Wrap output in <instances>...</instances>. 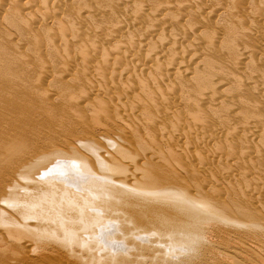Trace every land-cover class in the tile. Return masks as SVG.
Listing matches in <instances>:
<instances>
[{"label":"rangeland","instance_id":"1","mask_svg":"<svg viewBox=\"0 0 264 264\" xmlns=\"http://www.w3.org/2000/svg\"><path fill=\"white\" fill-rule=\"evenodd\" d=\"M1 1L2 0H0V10H1L0 11V23H1L0 24V111H3L2 115L4 116V119L2 121L6 122V123H9L11 121L12 122H11L9 129H7L6 131H1V134H4L5 138H0V173L3 172V170H8L9 168L13 167L14 165L17 166L19 164V162L21 163L22 160L25 161V160H27L26 158L35 156L36 153H41V152L43 153V151H45V150L46 151L48 150L47 152H49V151H53V149H54V151H56V149H58V151H59L60 148L61 149L63 148L62 150L64 152V150L68 151L69 146H73V147H75V149L80 150V147H81L80 144H82L83 142L84 143L90 142V140H91V143L94 141L97 144H101V145L105 144V146H106V144L111 145V144H116V143H121V142L125 143L126 142L125 144L123 143L124 144L123 155L117 154L115 159L122 157L123 160L126 161V163H128L130 160H133L134 165H136L138 167L142 166L141 164L143 163V161H145V159L150 160L151 162L157 164L162 169L167 170L168 173L171 174L172 177L177 181V183L182 184V186L184 188L187 187V189H188V186L191 185L193 187V189H191L192 187L189 186L191 190H189V189L188 190L190 192L192 191L191 193L194 194V196L197 195L198 197H200V196L204 195L203 197L210 198V200L212 202L214 201L216 203V206L218 204V206L215 208H218V209L224 208L226 206V203H228L226 208L227 207L229 209L233 208L234 209V210L232 209L233 213L231 211H228L229 210L228 208H227L228 209L227 211H226V209L225 210L221 209L219 211L217 209L218 215L221 216L220 218H224V219L228 218L237 224L240 223V226L242 225V227L238 226L239 224L236 225L235 223H231V224L226 223V225L225 224L223 225L222 224L223 222L221 220H218V222H220L219 224H215V223H218V222H216L217 220L209 219L206 216L204 218L203 217L204 215L203 216L200 215L199 220H198L199 223L197 222V224L204 226V227H200L196 224L197 225L196 229L198 227H199V229L205 228V230L201 229L203 231L202 234H204V236H202V234H200L199 229L194 230L193 236L199 238V236L201 235L200 236L201 239H202V237H205L206 240L203 238V240H205L204 241L205 243L202 240H201L202 242H200V239H196L193 237V238L188 240V244H190L191 247H190V245H187L185 250H183L181 253H178V252L175 253L176 251H173L174 249H171V248L169 251L164 250L166 248L165 245L164 246H157V244L154 245V243L160 241V238H162L159 235L160 233L158 232V230H156V228H151V227L145 225V226H147L146 228L149 227L148 229H146L147 230L146 231L144 226H143L144 228L141 227L140 225L136 226V224L131 222L132 223L131 226L134 225V227H133L134 229H133L132 227H130V224H129L130 222H128L127 224L125 222L126 225L123 223V225H125V226H123V228H124V231L127 230V233H128V230H129V232H131V231H135L137 229L141 233L144 230L143 232L145 234H143V235H144V237H146V236H149L148 234L151 233L152 229H155L159 234H155L153 232L155 235H152V233H151V235L148 238L143 237L140 240L135 241L134 245H136L135 249L137 251L136 252L137 256H139V253H140V257L143 256V255L141 256L142 251H140V250H142V247L144 249V246H145V249H144V250H146L145 253L143 250V253L145 254V256H144L145 258L144 257H142V258L136 257L135 252L128 253V251L131 252L130 251L131 248H123L122 251L124 252V255L122 254V251H120L118 249H117L118 251L116 249L115 250L110 249L111 251L108 249L110 251L109 252L107 250L109 254L112 252V254L114 256V258H113L112 255L110 256L104 250V249H107L106 246H103L105 243H103V245H102L103 248L100 249L102 251L99 250V253H98V252H96V251H98L96 248L98 246H99L98 249L100 248L98 241H95L97 243H94L92 241V243H93L92 244L91 240H89L90 241L89 243H88V241H80L79 242V241L73 239L72 235H70L68 237H60L56 233H52L51 229H46V227H42L43 224L39 221L40 224H42V225H40L41 227L39 230H43L42 228H44V230L41 231L39 234L34 232V235H32L33 231L32 232L25 231V233L19 232V234L14 232V233H16L15 235H14V233H12L13 237H15L16 239H17V237H19L20 239H23V241H21L23 243H26L25 241H30V243L27 246L28 248H25L26 250L24 249V252H21L23 250L18 251L17 247L15 249V246H14L15 244L13 243L12 238H9V239H11V240H9L8 234L5 233V231L2 230L3 228L1 229V227H0V240H1L0 241V264H18V263L19 264H21V263L22 264H91V263H87V262L93 261L94 258L90 261L88 260V259H91L92 256L97 258V259L99 258L98 260H100L102 258L101 261H103V262L106 261L105 262L106 264H108V262H110L111 264H119V263L124 264V262H128V260H129V262H128L129 264H131L130 261H133V260H135V261L139 260L138 263H137V261L136 262L133 261L135 264H140V263H142V264H212V261L215 264H220V263L225 264L226 262H227V264H234V263L239 264L240 261L243 262V264H252V263L253 264H256V263L263 264L262 262H264V261L262 259L264 257V244H263L264 243V237H263L264 236V232H263L264 231V227H263L264 226V192H260L261 191L260 187L264 184V150H263L264 143H261V142H264V140H263L264 136H262L264 134L263 133V131H264V117H263V115L264 114H262V113H264V109L262 108V107H264V105H263L264 103L262 102V100L264 101V98L262 99V97L260 95H262L264 97V82L262 84V81H264V77L261 78V76H264V59L262 57H260V59H257V58H259L260 54H261V56H262V54L264 55V53H263V51H264L263 50L264 49V45H263L264 39H262L264 37H262V38L260 37L261 35H264V32H263L264 31V20H263V18H264V0L263 1H259V0H193L196 2H193L192 0H188V1H190L189 3L186 0H66V1L65 0H62V1L59 0L57 3H55L56 6L53 3L54 1L52 2V0H50V2H47V0H46L47 3L46 2L43 3L40 0H37V1L36 0H34V1L33 0H25L26 2L32 1V2H30L31 6H32V3L36 1L35 5L33 3V6H35V7H32L33 8L32 9L30 6L29 10H24L25 9L24 7L23 8L18 7V6H20L19 4H21V6L26 4L25 1L18 3V2H16V0H7V1L3 0L4 3L6 1V4L8 3V5L4 4L3 1L2 2ZM10 1H12L13 3L12 2L10 3ZM17 1H19V0H17ZM43 1H45V0H43ZM63 1H65V2H63ZM122 1H123V3H122ZM167 2L168 3L170 2L171 5H170V3L168 4ZM260 2H261V4H260ZM14 3H16L18 6L16 4H15L16 6L12 5ZM201 3H203V4L201 5ZM118 4H119V6H118ZM160 4L161 5L164 4L166 7L168 6V8H166L164 11H162L158 15L159 11L157 12V14H156V11L158 9L164 7V5L161 6ZM208 4H210V5H208ZM5 5H6V7H4ZM9 5H10V7H9ZM7 6H8V8H7ZM11 6H12V8H11ZM139 6L142 9L137 8ZM159 6H161V7L158 8ZM203 6H205V7H203ZM207 6H209L208 9H206ZM13 7H14V9H16L15 10L16 12L14 11ZM16 7H18V8H16ZM184 7L186 9H184ZM200 7H203L205 9L200 8ZM240 7H241V9H240L241 11L238 10ZM37 8L41 9V11L37 10L38 14L40 12H42L43 10H46V12L51 10L52 14H51V12H49L50 16L46 17L47 19L44 18L45 20L42 19L44 22L42 20H36L37 18H39V19L42 18L41 14H39V16H41V17L35 16V15H38L36 13ZM17 9L18 10L22 9V11H19L21 16L18 15L19 12ZM138 9H140V12L138 11ZM198 9L203 10V11L201 10L202 16H201V12L199 14L200 16H198V13H197ZM184 10H186L187 12ZM7 11L9 12V14ZM213 11H214V13H212ZM21 12L22 13L25 12L23 14L24 15V18H23L24 22H23V20H20L23 17ZM82 12H85V13H82ZM85 14H86V16H84ZM126 14H127V16L124 17L126 19L125 20V19H123V15L125 16ZM137 14L142 15V16L139 15V17L141 19L136 16ZM219 14H220V16H219ZM17 15L20 16V18ZM132 15H134V16H132ZM154 15H156L155 19L156 18L159 19L157 25H155L156 23L155 24L153 23V20L151 18ZM28 16H29V18H28ZM77 16L80 17V19ZM129 16H130V18H127ZM135 16L139 20H137L136 18L134 19ZM25 17H27V19ZM131 17H132V19H134L133 22H131L132 20H130ZM258 17H259V19H258ZM82 18H83V20H81ZM254 18H255V20H254ZM2 19H4V20L2 21ZM120 19L123 21H121ZM260 19L262 20L263 23H261ZM17 20L22 21V22H19ZM25 20H28L26 23L28 26L30 24V28L33 29L31 31L34 33H32L29 30V28H27L28 26L26 27V24H24ZM34 21H38L39 23L34 22ZM125 21H126V23H124ZM159 21H161L163 23H161ZM252 21L257 22V23H255V25H253ZM259 22L262 25L258 24ZM129 23H131V24L129 25ZM3 24H5L4 27H6L7 30L3 29L4 28ZM22 24L25 26H23ZM115 24L117 26H119L120 24L121 25L119 27L114 28ZM153 25H154V28L156 27L155 29L158 28L157 29L158 32H157V30H155L153 28ZM258 25H260V26H258ZM111 26H113V27H111ZM157 26H160V27H157ZM256 26H258L259 28ZM120 27H124V28H120ZM150 27H151V29H153L152 31H154L156 33L148 38V37H145L144 35L147 34L146 33L147 31L151 30ZM24 28L28 29L27 30L28 33L26 32V30ZM113 28H114V32L118 28L123 29L122 31L120 29L117 30V32L118 31L122 32V33H120L121 35L119 33L115 32V34L117 33V35H115V36L112 35V38H110L111 41L108 39L110 42L109 41L105 42V40L103 41L104 38L102 39V37H99V36H103V34H113L114 33ZM256 28H258V29H256ZM35 29L37 30L36 32L34 31ZM111 29H112V31H110ZM146 29H148V30L146 31ZM195 29H197V32L199 34L196 32ZM232 29L234 30V34H236V35L233 34L235 37L232 35V32H233ZM259 29L263 33L261 32L259 34V32H260ZM159 30L161 31L162 35H160ZM199 30H200V32H199ZM246 30H248L250 33H248ZM254 30H258L259 38L257 35H255L257 32ZM229 31H230V33H229ZM235 31H236V33H235ZM101 32L103 34H101ZM218 32H220V33H218ZM141 33L143 36L141 35ZM158 33H159V35H158ZM224 33H226V34L224 35ZM237 33H239L238 34L239 36L237 35ZM32 34H34V35H32ZM99 34H101V35H99ZM230 34H231V36H230ZM37 35H41L38 37H40V38L42 37V38L41 39L38 38ZM195 35L197 37L196 39H195ZM211 35H213V37ZM160 36H162V37H160ZM218 36H220V37H218ZM224 36L226 38L229 37V38H227L228 40ZM237 36H238V38H237ZM117 37H118V39H117ZM135 37L136 38L140 37V38L136 39ZM142 37L143 38L145 37L144 39H146L147 41L144 40ZM217 37L221 42L218 41ZM100 38L102 39L101 41H100ZM133 38H135V39L133 40ZM141 38L144 40V44L139 43V41L143 42V40ZM173 38H175L176 43L178 42L181 44L180 45L177 43L179 46H181L183 49H185L186 52L183 49H181L182 52L179 51L181 47H179L177 44H175V40ZM211 38H216V39L213 40ZM255 38H257L258 40L255 41ZM76 40H79L80 43H79V41L77 43ZM171 40L174 42L175 45L172 44L173 42ZM260 40L262 41L261 47H263V48L260 47V45H261ZM42 41H45V42H42ZM74 41H76L75 45L73 44ZM228 41H230L229 43H231L232 45L231 44L229 45ZM134 42L136 44V47L138 46L137 48L133 47L135 45ZM167 42L169 44H167ZM237 42L240 44H238ZM254 42L255 43L259 42L260 44L258 43L257 46H259L260 48L257 47L256 45H254L255 44ZM20 43H21V45H20ZM24 43H26V44H24ZM43 43L45 44L46 47L44 46ZM122 43L128 49L129 48L131 49V46L133 47L132 50L136 49L139 53V56H140V53L141 54L145 53L144 55L142 54L140 56V59H141V57H142V59L144 58L143 60H145V57L149 56V49L154 50L155 48H158L160 46V43L163 45L165 44L164 46H166L167 48L163 47L162 53L160 52L158 54V56L160 55L159 57L155 55L160 64L158 63L157 60H156V62L155 61L153 62L154 64L148 63V64H150L151 67L149 65H147V66H149L150 68L146 66V63H144L145 65L142 64L143 60L141 59L142 60V62H141V60L139 59L136 52L133 53L134 50L133 51L130 50V51H131V53L137 55V59H134L132 61H130L128 59L122 60L123 57L128 55L127 54L128 49L126 48L127 50L125 51V48H124L123 52L121 49V51L118 52L119 55L117 56L118 57L117 61L118 62L123 61V63L125 65H127V68L129 67L130 69L128 68V71H127V68L124 65L125 71L122 70L123 63H120L121 65H119V64H117V61H116L115 64H116V66L118 65V67L116 68L115 65H113L114 63H110L109 65H110L111 69L113 66L115 67V68L113 67V70H111L108 67L109 65L108 66L104 65L102 59L103 58L109 59L110 56L113 57V54H112L113 50L111 48L119 47V45L122 48V46H121ZM125 43H127V44L125 45ZM129 43L133 44V45H130ZM189 43L191 45H188ZM77 44H79V45L77 46ZM94 44H95V48L93 50L91 48H93ZM4 45H5V47H4ZM36 45L41 46V48L37 47ZM128 45H130V46H128ZM142 45L143 46L145 45L146 47L144 46L145 48H143ZM237 45H239L238 48L239 47L243 48L242 46H245V47L247 46V49L249 51L253 52L251 57L248 58L249 60L246 59L247 61L244 60L245 62L243 61V63L240 61L242 63L241 65H239L240 63L238 64L239 58H240L239 57L240 56V54H239L240 50H238V53H237V49H238ZM96 46L98 47L97 48L98 52L96 51ZM174 46L177 48L175 49ZM229 46H231V48ZM254 46L257 47L255 49H257V50L260 49V50H258L259 52L261 51L260 53H258V55H255V54H257L256 53L257 50H255V49H254L255 51L253 50ZM147 47H149V48L147 49ZM207 47H209V49ZM99 48H100L101 52L102 51L104 52L105 55L103 53H102L103 55L100 54L101 52H100ZM138 48L142 51L138 50ZM199 48H201L200 49L201 51L199 50ZM10 49H12V50H10ZM45 49H46V51L47 50H49V51L46 52ZM164 49H165V51H164ZM190 49H192L193 51ZM202 49H204V50L206 49L205 55H203L204 51H202ZM231 49H233V50L231 51ZM188 50H190V52ZM1 51H2V53H1ZM105 51L108 53V55L106 54ZM176 51H179V53L181 55ZM9 52H11V54ZM124 52H126V53H124ZM163 52H164V54H163ZM184 52H185L186 56H185ZM39 53L42 55H40ZM128 53H130V52L128 51ZM174 53H175V56L177 58H180L178 55L182 56L181 57L182 59L176 58L177 59L176 62H178L179 60H180L179 62H181L183 60V57L185 56L186 59L184 58L185 61H183V62H185V63L187 62V64H186L187 67L186 66L184 67L185 64H183V63H182V65H183L184 69H187V72L185 74L187 76L185 77L184 74H182L183 75L182 76L181 73H179V75H181V76H179V75L173 76L174 73L173 74L171 73L172 75L169 77L170 82H168L169 80L167 81V79H166V81H164V80L157 81L158 79H155V77L159 76V74H157V73H160V70H159L160 68L157 69L158 67L155 63H158L160 66H163V67H161V69L164 67H166V68L169 67V65L175 61ZM188 53H190V54H188ZM165 54H167V55H165ZM182 54H184V56ZM191 54H192L193 58H194V55H196L195 58H197V59H195V60L192 59L190 57ZM106 55L108 57H103ZM210 56H211V58H210ZM111 57H110V59H112ZM212 57H213V59H212ZM99 58H101V59H99ZM165 58L169 61V63L167 60H165ZM189 58H191V59L189 60ZM15 60H16V62H15ZM85 60L86 61L90 60V61H88L89 64L87 62H85ZM96 60L97 61L99 60L100 63L98 62V64H97ZM136 60L139 62H137ZM188 60L189 61L194 60V61L189 63ZM211 60H213V61H211ZM256 60H258V62ZM259 60H261V61H259ZM74 61H75V63H74ZM216 61L218 63H216ZM227 61H229V62H227ZM236 61H237V63H236ZM68 62H70V63H68ZM80 62H82V63H80ZM92 62H94V63H92ZM259 62L260 63L263 62V65L260 64ZM71 63H73L74 66H71V68H69L68 70L65 69V67L68 66L69 64L72 65ZM84 63H85V66H83ZM86 63L88 64L89 67H86ZM192 63H193V65H192ZM207 63L210 64V67H209V65H207ZM229 63H231V64H229ZM257 63H259V64H257ZM21 64H22V66H21ZM66 64H68V65H66ZM93 64H94V66H93ZM96 64L98 66H100L102 69V71H100L101 73H99L100 76L104 75L103 77L106 78L107 81L102 79V78H97L99 75H97L93 72L95 69H97ZM237 64L239 65L238 67H239V70H241V72L238 70V67H236ZM243 64H245V65H243ZM24 65L25 66L27 65V66L25 67ZM142 65L144 67H142ZM155 65H156V68H155ZM260 65H262L263 67H260ZM136 66L137 67L139 66V68L137 69ZM212 66L214 69L215 68H217V69L214 70L212 68V70H210ZM240 66H242V68ZM257 66H259V67H257ZM92 67H96V68L94 69ZM193 67L195 70L193 69ZM107 68L110 69L111 72ZM143 68H145L144 69L145 71L143 70ZM148 68H149V70H148ZM190 68H192L193 70ZM44 69L47 70L46 72L48 73V76L46 73L45 74L43 73V72H45ZM64 69L69 71V72H66ZM131 69H133V70L135 69V71H137V70L138 71L135 72V71H132ZM139 69H141L143 71H141ZM152 69L154 71L153 73H151V71H150ZM165 69H162L161 72H164ZM219 69H220V71H219ZM190 70L192 72L194 71L193 74ZM216 70H217V72L215 73ZM235 70H237V71L235 72ZM242 70H243V72H242ZM246 70H248V71H246ZM107 71H109V72H107ZM114 71L116 72V74L112 75V73H115ZM131 71H132V74L137 78H135L134 76H131V77L129 76L128 72L131 73ZM218 71L220 72L219 73L220 75L218 74ZM245 71H246V74H245ZM89 72H93V74H91ZM118 72H119V74H118ZM138 72L140 73V75L137 74ZM102 73H104V74H102ZM109 73H111V75ZM135 73H136V75H135ZM154 73H155V76H153L154 79L151 80V74L154 75ZM222 73H224L225 75ZM105 74H107L108 76H106ZM132 74H130V75H132ZM148 74L150 75V77ZM217 74L220 76V78H218V79H217V77H219V76H217ZM43 75H45V76H43ZM90 75L96 76V78L95 77L93 78ZM114 75L115 76L118 75V76H116V78H115ZM138 75H139V77L142 75V78L141 77L139 78ZM250 75H252L253 78ZM256 75L258 76V78H256ZM119 76L121 77V79ZM117 77H119V78H117ZM132 77H133V81L137 80V79H139V80L134 81V83H135L134 84L131 80ZM179 77H181V78H179ZM187 77H188V80H190L188 83H187V81H188ZM224 77L226 79H224ZM250 77L252 79H254V81L256 79L257 82L252 83V79H250ZM183 78H184V80H183ZM203 78H205V80ZM222 78L224 80H226V82L221 80ZM140 79H142L141 82H140ZM175 79H176V81H175ZM246 79L249 82H247ZM248 79H250V80H248ZM125 80L130 81L131 85H129V87H128V81L126 82ZM213 80H214V83H212ZM100 81L102 84L98 83ZM108 81L112 84V86L110 85V83ZM123 81L126 82L127 86H124V84H122V83H124ZM209 81L212 85L209 83ZM221 81L223 82V84L225 82V84L221 85L222 84V83H220ZM243 81L246 83L247 86L244 84ZM119 82H122V83L120 84ZM232 82L234 84L233 86H232ZM237 82H239V83L243 82L242 85H245L246 89L244 86H242L241 84H239ZM96 83L101 84L102 87L104 86L103 87L104 91L108 90V91H106L107 92L106 95L108 97L104 96L105 92H102V91L100 92V94L102 93L103 96L100 95L99 93L98 94L96 93L98 95L97 96L95 94V92H93V94H91L92 90L90 93L89 89L91 87H92V89H94L93 84L97 86ZM207 83H208V85H206ZM259 83H261L262 85L260 84L261 85L260 86ZM105 84H107V85H105ZM117 84H119V86L121 85L122 87L119 88V86ZM214 84H217V85L219 84V86L221 85L223 87L226 86V89L223 87L220 88L219 86H216V85L214 87ZM237 84L240 86H237ZM256 84H258V86H257L258 90L257 89H255V90L257 91L256 93L258 95L255 92H253V91H255L254 90L255 87H253V86L254 85L256 86ZM193 85H194V89L191 87ZM109 86H111V87H109ZM130 86H132L131 89H130ZM187 87H189L190 89ZM213 87H214V89H212ZM216 87H218V88H216ZM238 87H242V88L239 89ZM247 87H248V89L249 88L250 89L248 90ZM259 87L260 88L262 87L261 88L262 94H260V91H259L260 88ZM105 88H106V90H105ZM116 88H118V89H116ZM126 88H129L130 90L127 89V92H126L125 91ZM167 88L168 89L171 88L170 92H172L171 90H173L172 93H174V94H171L170 92H169L170 93L169 94ZM206 88H209V89H206ZM222 88L226 91L221 90ZM237 88L239 90L242 89V91L244 90V92L240 91L241 92L240 93ZM157 89H158V91H156ZM163 89H164V91H163ZM188 89L190 90V92L188 91ZM109 90H110V92H109ZM166 90H167V93L170 95L169 96L167 94V96H169V98L167 97L168 100L171 99L169 101V104L171 102V104L174 105L173 108H177L176 113H178L180 117H176L178 115L174 116L175 113L173 114V117L170 113L166 114L165 110H163V108L165 109V107L158 100H156V98L159 97V94L160 93L164 94ZM206 90H207V92H206ZM217 90H221L222 92H226L228 94L226 95V93H225L226 96L223 94L222 97L220 96L221 97V99H220V97L218 98V96L215 97L216 94L222 95L220 91H219L220 94H218ZM250 90H253V91H250ZM204 91H205V93L210 92L211 94L212 93L215 94L217 91V93L215 95L212 94V95H214V97L211 94H209L210 97L212 96V100L211 99H209V100L212 102L210 103V101H208V102L205 101V104H207L205 106L203 105L204 102L200 101V95ZM249 91L251 94L249 93ZM82 92H84V93H82ZM88 92L90 93L89 95H87ZM108 92H109V94H108ZM124 92L126 93L125 96H123ZM175 92L177 95L175 94ZM195 92H196L197 96H195L196 94L193 95V93H195ZM237 92L239 95L237 94ZM81 93L83 94V96ZM252 93L253 94L255 93L256 96L255 97L252 96L253 95ZM39 94H41L42 97ZM235 94H237L238 96ZM120 95H122V97H126V98L121 100V99H119V97L121 98ZM39 96H40V99H38ZM171 96H173V99ZM177 96L179 99L177 98ZM241 96H242V100H241ZM258 96L261 97V99L259 98L260 102L257 99L259 104L261 105V107H259L260 105H258L256 103L257 100H255L256 98H258ZM43 97L48 102L46 105H45V103L43 105V102H41L42 100L44 101ZM106 97H107V99H106ZM137 97H138V99L136 100ZM150 97L153 98L152 101L155 100V102L154 101L152 102ZM184 97H186V99H184ZM193 97H195V98H193ZM236 97L237 98L239 97V98L237 99ZM70 98H71V100H70ZM111 98H113V99H111ZM174 98H176V100ZM213 98H215V99H213ZM109 99L111 101H113L112 103H116L115 100L116 101L120 100V102L123 101L122 103H124V101H125V103L127 105L124 103L126 106L123 105V108L116 110V109H113L111 107L112 110H108L109 109L108 107L111 106L110 105L111 102L109 101ZM131 99L132 100L134 99L135 101L134 100L132 101ZM107 100H108V103H105L107 105H105L104 103H103V105L105 107V106H108V104H109V106L105 107L106 109L105 108L102 109V111L104 112V113L102 112V114H103L102 116H101V113L100 114L98 113V121L100 120V122L96 123L97 120L93 121V120H95V118H97V117H94V116H96L94 113L95 112L94 107H95V105L97 106L99 104L98 103L99 101L107 102ZM138 100H141V102H139ZM190 100H193L194 102L196 100V104L198 102V106L200 108L198 109V106L195 105V103L193 101L189 102ZM150 101L153 104H151ZM235 101H236V103H234ZM240 101H243L244 103L240 102ZM249 101L251 102V104H249V103L245 104ZM173 102H175V104H177L178 107H177V105L173 104ZM208 103H210V105ZM237 103L240 105H238ZM137 104H141V106L137 105ZM158 104L159 105L161 104L160 105L161 107ZM99 105H101V103ZM157 105L159 106V108ZM247 105H249L250 107ZM42 106L44 107L45 111L42 108ZM232 106H236V107H233V109L236 108L237 111H236V109H234L235 112H234V110L232 112H230L231 111L230 109L232 108ZM246 106H247V108H246ZM97 107H95V110ZM160 108H162V109H160ZM257 108H259L260 111H258ZM261 109H263V112L261 111ZM134 110H137V111H134ZM132 111L134 112L135 115H133ZM129 112H131L129 115H133V117L135 116L137 119L135 118V120H134L132 118L130 120V118H127V114ZM230 113H233L234 115L230 114ZM190 114L192 116L196 117L195 119H197V120L198 119H201V120L202 119H206V120L208 119L207 122L205 121L208 125L211 124L212 122H214L215 125H214V123H212L211 126L210 125L207 126V125H205L206 123L204 122V120H203V122L205 124L202 125L203 122L199 120L201 122L199 125H198V123L194 124V125H197L198 127L200 126L198 128V130H196V131H198V133H195V130L191 129V131H187L188 136H187V134L184 133V135L187 136L185 138V136L180 134L181 132L179 131V129H180V125H182V124L185 125L184 122L186 121V118H189ZM129 115H128V117H132ZM187 115H188V117H187ZM229 115H231V116L229 117ZM115 116L120 117V120H119V118H117ZM192 116L190 118H192ZM107 117H111L109 119H112V120L115 119L114 124L112 122H110L112 120L107 119ZM215 117H217V118H215ZM104 119L106 121V124H108V125H104L105 124ZM117 119L119 122L120 121L122 122V120H124V122H122V123L126 124L127 126L129 125L128 126L129 127L128 133H130V132H132V133L128 134L127 131H124V126L122 125L121 122L118 123ZM179 119H180V121H182L181 124L179 122ZM192 119H190V122L188 121V123H192L195 121V119H193V120ZM213 119H214V121H213ZM210 120H212V121H210ZM252 120L255 121L256 126H258L260 128V130L261 131L263 130V131L261 132L258 130L260 137L259 136L257 138L254 137V140H255L254 141V140H252L253 138L251 139V137H253L252 133H251L252 127H249L250 130L248 128L247 130H249V132L245 131V132H248V133H245V135L246 134L248 136L250 135L249 139L255 142V143L251 142L252 144H250L249 143L250 140L248 139V136H246L247 139H245V140L249 141V142H246L243 139L245 137V135H239V134L244 133V130L242 133L241 128L245 129L247 127H245V128L243 126L240 128H237V127L239 126V123H240V125H243L245 122L252 121ZM115 121H116V124H115ZM176 121L179 122V126L176 124L179 127V129H174V127L177 128V126L174 125V123H177ZM218 121L219 122L221 121V122L219 123ZM101 122H102V124H101ZM150 123H153V126ZM19 125H22L20 130L17 129V127ZM102 125H104V126H102ZM173 125H174V127H173ZM192 125H193V123H192ZM147 126L150 127L151 129L148 128ZM154 126H155V128H152ZM204 126H205V128H208L210 130V132L211 131L212 132L208 133L209 130L205 129ZM244 126H247V125H244ZM102 127H105V129ZM201 127L204 130H207L208 132H206L204 130L202 133L199 132V131H201L200 129H202ZM211 127L212 128H218L219 130H221V133H222L221 136L223 138H220L222 140V142L220 139L218 140L219 144H218L217 140H216V143L213 141H209L210 140L209 136L212 134L216 135L215 132L218 131L217 129H212ZM106 128L110 129V132ZM121 128H123V130ZM131 129H132V131H131ZM149 129H150V131H149ZM235 129H239V130H235ZM176 130H177V133H176ZM214 130H216V131H214ZM233 130H235V133H236V131L239 133V134L236 133V135L238 134L240 136L241 140H239L240 138H238V141L236 140L238 135L236 136L235 133H232ZM123 132H125V133L123 134ZM205 132H206V134H208V136L205 135ZM252 132H253V130H252ZM199 133H201V134H199ZM133 134H135L136 136ZM178 134H180V135H178ZM196 134H198L200 137L197 136ZM233 134H234L233 138L235 139L234 140L235 142H233V139H231ZM181 135L183 138L181 137ZM132 136H135L137 139L135 137L133 138ZM160 136L163 137L164 139L167 138L168 145H169V140H172L170 142L171 147H169L166 144L165 145L162 144V146H164V147H162V146H160V148L157 147L160 150L157 148L155 149V147H153V146L151 147L150 145H151V143H153L155 138H157V140H159ZM201 136H203L205 138V139L203 138V140H205V142L209 141V143L207 142L208 146L206 145L207 143L205 144L204 141L201 140L202 139ZM131 137L133 138L132 139L133 142L131 141ZM189 137L192 138L190 142H189L190 139L187 141V139ZM138 138H139V140H138ZM258 138H259V140H262V141L261 142L258 141ZM142 139H144V140H142ZM206 139H209V140H206ZM5 140H10L11 144L3 145L2 143ZM183 140L184 141L186 140V142L183 143L184 142ZM256 140L258 142H256ZM19 141H20V143L18 144ZM64 141L65 142L68 141L67 144L64 143L66 147L62 143ZM137 141H138V143H137ZM142 141H144V142H142ZM223 141H224V143H223ZM244 141L247 144H244ZM14 142H17V144H15ZM80 142H82V143H80ZM128 142L130 143L131 148L134 149L133 150L134 154H135L136 150H137V152L140 151L139 153L141 155H144V158L142 157L143 159H140L141 157L138 153L135 155L136 157L133 156V151L129 150L131 148H129L130 145ZM145 142H146L145 145H147V143H150V144L146 147L143 144ZM60 143L64 147L62 145H60ZM95 143H93V144H95ZM187 143H188V145H187ZM139 144H140V146H139ZM177 144H178V147H180L181 149L178 148L180 151L178 149H175V150L177 152L179 151L178 153L177 152L176 153L180 154V155H177L175 153L174 148H173V153L176 154V155L175 154L174 155L176 157H178L177 159H179L180 161H178L176 159V157L174 156V163H172L171 165L165 166V162H163V160L161 158H159V156L162 155V156L166 157V155H168L166 153H168L172 147L176 148ZM182 145H184V146H182ZM211 145H213V146L211 147ZM245 145H247V149L248 148H250V149L247 150ZM89 146L90 145H88L85 150H80L79 152H80V154H82V155L84 154L86 157L91 159V152H90ZM185 146L187 149L185 148ZM209 146L212 150H213V148H215V151H217V152L220 151V152H218L220 154L218 155V153L215 152V155H213L214 153H211V152H213L214 150L212 151L211 149H209L208 148ZM239 146H240V148H239ZM145 147L148 149H146ZM161 147H162V149H161ZM8 148H13V149L11 151H7ZM144 148H145V150H143ZM163 149L164 150L166 149V151H164ZM183 149L188 150V151H186L187 153L183 152L182 151ZM205 149L208 150V154H207ZM62 150H60V151H62ZM154 150L156 152H154ZM157 150H159V152L161 151V153H160L161 155H159V152ZM243 150L247 151V153H248V151H250L251 153L249 152L250 154H248V155L251 158L249 156H247V153L244 152ZM93 151H96V149L94 148ZM142 151H145V152H142ZM148 151H149V153H152V154L147 153ZM235 151L239 152L238 156H236L237 154ZM195 152L199 153L201 156L198 155L199 156L198 157ZM209 152L212 154V156ZM153 153H155V155L158 153L157 154L158 156H155ZM221 153H222V155H221ZM233 153H234V156H233ZM243 153L244 154L246 153V155L243 156ZM203 154H206V155H203ZM31 155H33V156H31ZM149 155H150V157H149ZM207 155H209V156H207ZM227 155L229 157H233L232 158V160L234 161L233 163L231 162L232 161L231 158L229 159V157ZM186 156H188V158ZM213 156H215L216 158L218 157V159L219 160L221 159V161H219L217 159L213 160L214 159ZM225 156H226V158H225ZM246 156L248 159L250 158V160H248L246 158ZM200 157H201V159H200ZM204 157L205 158L207 157V158L205 159ZM219 157H221V158H219ZM126 158L128 159V161ZM186 158L188 159V162L186 161L187 160ZM139 159L141 160V162ZM207 159H209V160H207ZM226 159L229 160V164H228V160H226ZM234 159H237V162H235L236 160H234ZM182 160H184L185 163H183ZM175 161L178 163L179 166L176 165ZM179 162H180V164H179ZM224 162H227V163H224ZM181 164H182V167L180 166ZM174 165H175V167H174ZM219 165H221V166H219ZM92 166L95 167L96 169L101 168L99 165H92ZM131 166H130V168L126 167L127 170L128 169L131 171L134 170V168H133L134 166L133 165H131ZM195 168H197L198 170L194 171ZM209 168L212 169L214 177L211 175V171L209 170ZM218 168L220 169L219 171H218ZM202 169L204 170V172L205 171H207V172L205 173V175H204L203 171L198 172V174H199V176H198V174H196V172L199 170H202ZM109 174L110 173H108L107 175H109ZM206 174H208L209 177ZM104 175L106 176V172H104ZM210 176H212V177H210ZM215 176H217L218 179L215 178ZM219 177H220V179H219ZM223 177H224V179H223ZM232 177H233V179H232ZM234 178L237 179L238 181L235 180ZM214 179H216L217 182ZM222 179H223V181H220V182H223V183L220 184L218 180H222ZM239 179L242 181L241 182L242 184H240V185H239V183H240ZM1 180H2V178L0 179V185L2 184ZM205 180H207V182H205ZM200 181H202L203 183H200ZM250 181L256 185H254ZM204 182L207 183V185ZM228 182H231V184L234 187L232 185H230V183H228ZM248 182H250L251 185H249L250 183H248ZM188 183H190V184H188ZM217 183L220 185H218ZM246 183H248L249 188L252 185H254L253 187L250 188L251 191H250V189H246V188H248ZM258 184H260L259 185L260 187L257 186ZM204 185H206V187ZM209 185H211V187H213V186L214 187L211 188ZM224 185H226V186H224ZM241 185H242V187H241ZM222 186H224L227 189L223 188ZM245 186H246V188H245ZM256 186L258 187V190L260 193L256 189ZM165 187L166 186H164V188ZM201 187H202V189H204V190L206 189L207 191H204L205 192L204 193L202 191ZM239 187L244 188L245 190L240 189ZM254 187L256 189L255 191H253ZM1 188H0V196L5 194V192ZM209 188H211V189L216 188L214 191H217L218 193H221L222 191H226V192H225V195H222L224 193V192H222L220 194L221 195L220 197L218 194L219 198H217V194H215L216 192L212 193L213 190H211ZM8 189L10 190L11 188L8 187ZM231 190H233V191H231ZM195 191H196V195H195ZM263 191H264V189H263ZM190 192L188 193L189 195H191ZM208 192L210 193V195ZM241 192H244V193H241ZM252 192L254 193V196L251 195V194H253ZM211 193H212V195H211ZM246 193H249V194L251 193L250 194L251 197L249 194H246ZM240 194L242 196L248 195V198L250 197L251 200L254 199L253 197H255L254 200L255 201L259 200V202H254V201L250 202V200H249L250 198L247 199V198H244V196L242 198V196ZM213 195H214V197L216 196V198H214ZM238 196H240L241 199H240V197L238 198ZM234 198H236V199L234 200ZM218 199H220L221 201L223 200V201L219 202L220 200L217 201ZM245 199H247V200H245ZM247 201H249V204L247 203ZM214 202H213V204H215ZM244 202H245L246 206L244 205ZM257 203H259L260 207L259 206H258V208L256 207V212H257L256 213L255 212V205L257 206ZM250 204H252L251 206H253L254 209H253V207L251 209ZM229 205H231V207ZM235 205H236V207H235ZM15 207H17V204H15V206H13L14 211L15 210L17 211V208H15ZM6 209H4V211L6 212V214H7V212L9 213L7 215L9 216L10 220L11 219L14 220V219L18 218L19 222H21V223L27 222L26 217H25L27 215L18 212L21 215V216H18L19 214L18 213L16 214V211L13 212L12 208L7 209L8 211ZM221 211L224 213L230 212L232 214L230 215V213H229L230 216H228L225 213L226 214V216H225V214H223ZM253 211L255 212V215L257 214L256 218L253 217L254 216ZM10 213L12 214L13 218H11L12 216L10 215ZM0 215H1V213H0ZM235 215H237L238 218L235 217ZM245 215H246V217H245ZM19 217H21V218L19 219ZM239 217H241V218H239ZM257 217H259L261 219H259V218L257 219ZM23 219H25L26 221ZM37 220L38 219L35 220L34 218H33V220L29 219L27 224L30 223L29 225L32 227L36 224L39 226V223H37ZM261 220L263 222H261ZM14 221L18 222L17 220H14ZM35 221H36V223H35ZM245 221L248 224L250 222L249 227L246 226L248 224ZM211 222H212V224H211ZM254 222H255V224H254ZM259 222H261V225H260V227L258 225L257 229L259 228L261 230L258 229L259 231L256 230L257 231L256 232V231H254L256 229V228L254 229V227H256L255 226L256 223L259 224ZM33 223H34V225H33ZM232 224H235V225H232ZM119 225L120 224H117L116 228ZM218 225L220 227L225 226V228L222 227L223 228V230H222L220 227H218ZM38 226H37V228H38ZM120 226L118 227V229L115 228L117 231L116 230L113 231L114 229L111 231L113 233L118 232L119 234L115 233V235H114L115 237H114L113 233H112L113 237L111 235H108L107 237H110V239L111 238L115 239L116 235L120 236L119 231H123V228L120 229ZM228 226H229V228H228ZM35 228H36V226H35ZM238 228H240V229H238ZM11 229H12V227H11ZM141 229H143V230H141ZM237 229L239 230L238 232H237ZM243 229H246V230H243ZM250 229H252L253 231H251ZM148 230H149V232H148ZM218 230L220 231V233ZM248 230L250 231V234H249ZM197 231H198V234H197ZM226 231H228L229 233ZM243 232H244V236L242 234ZM20 233H21V235H20ZM135 233L138 234V231H135ZM146 233H148V234L146 235ZM254 233H256L257 235L259 233V235L256 236V234H254ZM196 234L197 235L200 234V235L196 236ZM207 234H208V236H207ZM252 234L254 235V238L252 237L253 236ZM36 235H38V236H36ZM210 235H211V237H210ZM250 235H251V237H250ZM261 235L263 238L260 237ZM119 236H117V239H119V238L121 239L122 237H124V236H120V237ZM158 236L160 238H158ZM32 237H34V238H32ZM215 237H217L218 239ZM140 241H141V243H140ZM254 241L255 242L260 241L261 244L258 243V246H257V243H254ZM33 242L34 243L36 242L35 244H37V243L40 244L39 246H38V244L36 245L37 249H35V247H34L35 245H33L34 244ZM86 242H87V244L85 245L84 243H86ZM136 242L140 243V244H137ZM11 244H13V245H11ZM95 244H96V246H94ZM142 244H144V245L141 246ZM151 244H153L154 246ZM251 244H253V246ZM148 245H150V246H148ZM220 245H222V246H220ZM228 245L230 246V248ZM8 246H10V247H8ZM63 246L67 247L69 250L68 249H66L67 251L64 250L65 248ZM219 246L222 248L221 250H220ZM61 247H63V248H61ZM78 247H80V248H78ZM136 247H138V250ZM158 247H160L159 250L156 249ZM189 247H190V250H189ZM33 248L35 249V252H34ZM46 248H49V249H46ZM92 248L93 249L95 248L94 250H96V251L94 252L95 254L93 253V255H91V257H89L88 253L90 252V249H92ZM161 248H163V249L161 250ZM72 249H74L75 252ZM78 249L82 250L81 251V254H83L82 256L80 255V251ZM206 249L208 250V253H207ZM10 250H12V251H10ZM155 250L156 251L158 250L159 252H160V250L161 251L164 250V252L159 253V252H156ZM210 250H212V251H210ZM13 251H15V252L13 253ZM148 251L150 252V254L147 253ZM224 251H225V253H224ZM18 252L20 254V256L18 255L19 259L17 258L18 256L16 255ZM25 252L28 256L25 255ZM29 252H31V253H29ZM50 252H52V255ZM56 252H57V254H55ZM69 252L71 254L73 252H74V254L75 253L76 254L75 255L73 254L72 256H74V257H72L71 254H68ZM105 252H106V254H105ZM116 252H118V254ZM168 252H172V254L168 253ZM199 252H200V254H199ZM210 252H213L212 255L210 254ZM226 252H227V254H229V258H231V256L234 257V259H233V257L231 258L233 261L236 258L234 263H232V262L230 263L228 260L223 258V256H225V258L228 257ZM77 253L79 254V256ZM165 253H166V255H165ZM195 253H197L196 254L197 256H195ZM39 254H40V256H39ZM129 254H131V255H129ZM258 254H260L262 258ZM13 255L16 256L15 257L16 259H14ZM89 255H90V253H89ZM106 255H107V257H106ZM210 255L212 257H210ZM256 255H258V256H256ZM103 256H104V259L107 258L109 260V258H110L112 260V262L110 260L109 261L106 259L104 260ZM147 256H149V257H147ZM191 256H192V258H191ZM213 256H215V260L217 258L216 262L213 260L214 259ZM244 256H245V259H244L245 261L243 260ZM246 256H247V258H246ZM126 257H128L129 259ZM258 257H260L261 259ZM20 258H22V259H20ZM252 258H253V260L254 259L255 260L254 261L249 260ZM84 259H85V261H84ZM97 259H94L96 261V263H95V261H93L94 264H98ZM117 259L120 261H118ZM143 259L146 261L143 262ZM189 259H190V261H192V260L193 261L190 262ZM225 260H226V262H225ZM122 261H124V262L121 263ZM222 261H224V262H222ZM103 262L101 264H104ZM133 262H132V264H133ZM241 262H240V264H242ZM128 263H126V264H128Z\"/></svg>","mask_w":264,"mask_h":264},{"label":"bare ground","instance_id":"2","mask_svg":"<svg viewBox=\"0 0 264 264\" xmlns=\"http://www.w3.org/2000/svg\"><path fill=\"white\" fill-rule=\"evenodd\" d=\"M3 1V0H2ZM1 1V2H2ZM7 1V0H6ZM6 1H5V3H4V1H3V3L4 4H6ZM22 1H25V0H19V1H17L16 0V2H22ZM34 1V0H33ZM37 1V0H36ZM35 1V2H36ZM41 2H46V0L45 1H43V0H40ZM39 1V2H40ZM54 1V2H53ZM59 0H52V2L54 3V5L56 6V4L55 3H57ZM62 1V0H61ZM60 1V2H61ZM66 1V0H65ZM65 1H63V2H65ZM186 1H188V0H186ZM193 1V0H192ZM259 1H263V0H259ZM9 2V1H8ZM12 1H10V3H11ZM30 2H32V1H30ZM30 2H26L25 1V3L26 4H24L23 6H21V4H19L20 6H18L16 3H14V4H12V5H14V6H18V7H24L25 9L24 10H29V8H30V6H31V4H30ZM35 2H33L34 3V5H35ZM40 2V3H41ZM47 2H50V0H47ZM46 2V3H47ZM182 2V1H181ZM190 1H188V3H189ZM193 2H196V1H193ZM13 3V2H12ZM33 3H32V6H31V8L32 7H35V6H33ZM39 3V4H40ZM42 3V4H43ZM122 3H123V1H122ZM134 3V2H133ZM168 3V2H167ZM170 3V2H169ZM168 3V4H169ZM2 4V3H1ZM16 4V5H15ZM125 4V3H124ZM173 4V3H172ZM193 4V3H192ZM195 4V3H194ZM203 3H201V5H202ZM260 4H261V2H260ZM6 5H8V3L6 4ZM6 5L4 6V7H6ZM11 5V4H10ZM10 5H9V7H10ZM41 5V4H40ZM161 5V4H160ZM162 5H164V4H162ZM161 5V6H162ZM170 5H171V3H170ZM189 5V4H188ZM196 5V4H195ZM205 5V4H204ZM208 5H210V4H208ZM118 6H119V4H118ZM132 6V5H131ZM136 6V5H135ZM161 6H159L158 8H160ZM18 7H16V8H18ZM170 7V6H169ZM203 7H205V6H203ZM203 7H200V8H203ZM208 7L209 6H207V8L206 9H208ZM7 8H8V6H7ZM6 8V9H7ZM11 8H12V6H11ZM133 8V7H132ZM137 8H140V6L139 7H137ZM166 8H168V6L166 7L165 5H164V7H162V8H160V9H158L157 11H156V14H157V12H158V15H159V13H161L162 11H164ZM13 9H14V7H13ZM20 9V8H19ZM33 9V8H32ZM40 9V8H39ZM38 8L36 9V13H37V10L38 11H41V9L39 10ZM44 9V8H43ZM119 9V8H118ZM121 9V8H120ZM135 9V8H134ZM140 9H142V8H140ZM140 9H138V11L140 12ZM184 9H186L185 7H184ZM203 9H205V8H203ZM241 9V7L238 9V10H240ZM8 10V9H7ZM12 10V9H11ZM16 9H14V11H15ZM18 10V9H17ZM35 10V9H34ZM122 10V9H121ZM136 10V9H135ZM156 10V9H155ZM200 10V11H199ZM201 10L202 9H198V11H197V13H198V16H200L199 14H200V12H201ZM225 10V9H224ZM1 11V10H0ZM19 11H22V9L21 10H18V12ZM33 11V10H32ZM44 11V12H43ZM42 12H40L39 14H41V16H42V18L41 19H39V18H37L36 20H42V19H47L46 17H49L50 15H49V12H51V14H52V11L50 10V11H48V12H46V10H43ZM142 11V10H141ZM184 11H186V10H184ZM203 11V10H202ZM241 11V10H240ZM8 12V11H7ZM12 12V11H11ZM16 12V11H15ZM17 12V13H18ZM27 12V11H26ZM154 12V11H153ZM187 12V11H186ZM225 12V11H224ZM239 12V11H238ZM13 13V12H12ZM16 13V14H17ZM25 13V12H24ZM24 13H22L21 12V14H22V18L20 19V20H23V18H24ZM55 13V12H54ZM82 13H85V12H82ZM81 13V14H82ZM134 13V12H133ZM137 13V12H136ZM142 13V12H141ZM185 13V12H184ZM196 13V14H197ZM212 13H214V11L212 12ZM8 14H9V12H8ZM15 14V15H16ZM27 14V13H26ZM38 14V13H37ZM39 14L38 15H35V16H39ZM128 14V13H127ZM127 14L124 16L123 15V19H125L124 17H126L127 16ZM130 14V13H129ZM155 14V13H154ZM205 14V13H204ZM203 14V15H204ZM209 14V13H208ZM242 14V13H241ZM11 15V14H10ZM18 15H20V12H19V14ZM17 15V16H18ZM139 15L140 16H142L141 14H137L136 16L137 17H139ZM162 15V14H161ZM183 15V14H182ZM181 15V16H182ZM13 16V15H12ZM21 16V15H20ZM20 16H18L19 18H20ZM31 16V15H30ZM41 16H39V17H41ZM54 16V15H53ZM79 16V15H78ZM77 16V17H78ZM84 16H86V14L84 15ZM132 16H134V15H132ZM134 17V19L136 18L137 20H139L137 17ZM152 16V15H151ZM150 16V17H151ZM155 16L156 15H154L153 17H151L152 18V20H153V23L155 24V25H157V23H158V20L159 19H155ZM163 16V15H162ZM161 16V17H162ZM174 16V15H173ZM201 16H202V12H201ZM219 16H220V14H219ZM82 17V16H81ZM183 17V16H182ZM251 17V16H250ZM255 17V16H254ZM2 18V17H1ZM26 19H27V17H25ZM28 18H29V16H28ZM79 19H80V17H78ZM127 18H130V16L129 17H127ZM140 18V17H139ZM163 18V17H162ZM256 18V17H255ZM255 18H254V20H255ZM262 18V17H261ZM44 19V20H45ZM134 19H132V17H131V19L130 20H132L131 22H133V20ZM141 19V18H140ZM252 19V18H251ZM258 19H259V17H258ZM4 19H2V21H3ZM81 20H83V18L81 19ZM121 20V19H120ZM126 20V19H125ZM261 20V19H260ZM259 20V21H260ZM263 20H264V18H263ZM17 21H19V20H17ZM28 20H25V23L24 24H26V27L28 26L27 25V22ZM43 21V20H42ZM121 21H123V20H121ZM120 21V22H121ZM163 21V20H162ZM258 21V20H257ZM7 22V21H6ZM19 22H22V21H19ZM23 22H24V20H23ZM34 22H38V21H34ZM44 22V21H43ZM159 22H161V21H159ZM39 23V22H38ZM42 23V22H41ZM122 23V22H121ZM124 23H126V21L124 22ZM123 23V24H124ZM161 23H163V22H161ZM252 23H253V25H255V23H257V22H253L252 21ZM261 23H263L262 22V20H261ZM1 24V23H0ZM8 24V23H7ZM21 24V23H20ZM119 24V23H118ZM131 23H129V25H130ZM258 24H260V22L258 23ZM23 25V24H22ZM121 25V24H120ZM119 25V26H120ZM159 25V24H158ZM175 25V24H174ZM257 25V24H256ZM260 25H262V24H260ZM260 25H258V26H260ZM5 26V24H3V27ZM23 26H25V25H23ZM22 26V27H23ZM119 26H117L116 24L114 25V28L115 27H119ZM123 26V25H122ZM125 26V25H124ZM161 26V25H160ZM160 26H157V27H160ZM258 26H256V27H258ZM2 27V26H1ZM11 27V26H10ZM111 27H113V26H111ZM152 27V26H151ZM151 27H150V29H151ZM176 27V26H175ZM13 28V27H12ZM27 28H29V30L31 31V30H33V29H31L30 28V24H29V26L27 27ZM114 28H113V32H114ZM120 28H124V27H120ZM120 28H118V29H120ZM153 28H154V25H153ZM156 28V27H155ZM154 28V29H155ZM259 28V27H258ZM258 28H256V29H258ZM3 29H6L7 30V28L6 27H4ZM25 29V28H24ZM117 29V28H116ZM117 29V30H118ZM158 29V28H157ZM157 29H155V30H157ZM160 29V28H159ZM26 30V32H27V30L28 29H25ZM117 30L115 31V32H117ZM121 31L123 30V29H120ZM148 29H146V31H147ZM153 29H151V30H149V31H147L145 34L146 35H144L145 37H151L153 34H155L156 32H154V31H152ZM196 30V32H197V29H195ZM233 30V29H232ZM35 32L37 31L36 29L34 30ZM110 31H112V29L110 30ZM151 31V32H150ZM160 31V30H159ZM237 31V30H236ZM236 31H235V33H236ZM248 33H250L248 30H246ZM254 31H256L255 33V35H257L258 36V38H259V35H258V30H254ZM259 34L262 32L260 29H259ZM32 32V31H31ZM115 32L113 33V34H103L102 32H101V34H103V36H99V37H102V39H103V41L105 40V42L106 41H109L110 40V38H112V35H117V33H122V32H117L116 34H115ZM157 32H158V30H157ZM199 32H200V30H199ZM206 32V31H205ZM213 32V31H212ZM228 32V31H227ZM245 32V31H244ZM264 32V31H263ZM262 32V33H263ZM28 33V32H27ZM32 33H34V32H32ZM39 33V32H38ZM37 33V34H38ZM110 33V32H109ZM198 33V32H197ZM218 33H220V32H218ZM229 33H230V31H229ZM228 33V34H229ZM16 34V33H15ZM101 34H99V35H101ZM199 34V33H198ZM201 34V33H200ZM213 34V33H212ZM217 34V33H216ZM226 33H224V35H225ZM234 34V30H233V32H232V35ZM239 33H237V35H238ZM245 34V33H244ZM10 35V34H9ZM8 35V36H9ZM17 35V34H16ZM20 35V34H19ZM32 35H34V34H32ZM36 35V34H35ZM121 35V34H120ZM141 35H142V33H141ZM158 35H159V33H158ZM160 35H162L161 34V31H160ZM197 35V34H196ZM196 35H195V39L197 38L196 37ZM219 35V34H218ZM234 35H236V34H234ZM233 35V36H234ZM3 36V35H2ZM38 36H41V35H37V37ZM119 36V35H118ZM143 36V35H142ZM188 36V35H187ZM212 37H213V35H211ZM228 36V35H227ZM230 36H231V34H230ZM239 36V35H238ZM238 36H237V38H238ZM14 37V36H13ZM141 37V36H140ZM140 37H137V38H140ZM144 37V38H145ZM160 37H162V36H160ZM218 37H220V36H218ZM218 37H217V39H218ZM225 37V36H224ZM235 37V36H234ZM261 38L262 37H264V35H261L260 36ZM9 38V37H8ZM20 38V37H19ZM38 38H40V37H38ZM42 38V37H41ZM40 38V39H41ZM129 38V37H128ZM132 38V37H131ZM136 38V37H135ZM135 38H133V40L135 39ZM136 38V39H137ZM143 38V37H142ZM141 38V39H142ZM143 38V39H144ZM169 38V37H168ZM226 38V37H225ZM227 38H229V37H227ZM226 38V39H227ZM233 38V37H232ZM39 39V40H40ZM65 39V38H64ZM101 38H100V41L102 40ZM107 39V40H106ZM109 39V40H108ZM117 39H118V37H117ZM142 39V40H143ZM170 39V38H169ZM174 40H175V38H173ZM172 39V40H173ZM211 39H216V38H211ZM262 39H264V38H262ZM18 40V39H17ZM21 40V39H20ZM26 40V39H25ZM28 40V39H27ZM43 40V39H42ZM127 40V39H126ZM129 40V39H128ZM144 40H146V39H144ZM144 40H143V42H141V41H139V43H143L144 44ZM171 40V41H172ZM228 40V39H227ZM258 39L257 38H255V41H257ZM23 41V40H22ZM21 41V42H22ZM41 41V40H40ZM62 41V40H61ZM66 41V40H65ZM77 41V43H78V41L79 40H76ZM76 41H74L73 42V44L75 45L76 44ZM111 41V40H110ZM109 41V42H110ZM132 41V40H131ZM138 41V40H137ZM147 41V40H146ZM145 41V42H146ZM206 41V40H205ZM217 41V40H216ZM218 41H220L219 39H218ZM261 41V40H260ZM259 41V42H260ZM17 42V41H16ZM25 42V41H24ZM29 42V41H28ZM35 42V41H34ZM33 42V43H34ZM38 42V41H37ZM42 42H45V41H42ZM130 42V41H129ZM136 42V41H135ZM135 42H134V44H135ZM149 42V41H148ZM173 42V41H172ZM213 42V41H212ZM221 42V41H220ZM230 41H228V44L230 45L231 43H229ZM259 42H254L255 44L254 45H258V43ZM27 43V42H26ZM26 43H24V44H26ZM39 43V42H38ZM72 43V42H71ZM79 43H80V41H79ZM103 43V42H102ZM128 43V42H127ZM127 43H125V45L127 44ZM178 43V42H177ZM176 43V40H175V44H177ZM238 43V42H237ZM3 44V43H2ZM29 44V43H28ZM44 44V43H43ZM130 44V43H129ZM138 44V43H137ZM167 44H169L168 42H167ZM166 44V45H167ZM173 45H175L174 44V42L172 43ZM171 44V45H172ZM178 44H180V43H178ZM177 44V45H178ZM238 44H240V43H238ZM260 44V43H259ZM20 45H21V43H20ZM79 44H77V46H78ZM97 45V44H96ZM130 45H133V44H130ZM130 45H128V46H130ZM141 45V44H140ZM146 45V44H145ZM144 45V46H145ZM165 45V44H164ZM163 44H161L160 43V46L158 47V48H155L154 50L153 49H149V56H147V57H145V60H143L142 59V57H141V59L143 60V62H142V60L140 59V56L143 54H145V53H140V56H139V53H138V51L135 49H133L134 50V52L133 53H135L136 52V54L138 55V57H139V59L141 60V62H142V64L143 65H145L144 63H146V66L147 65H149L150 66V64H148V63H152V64H154L153 62L155 61L156 62V60H157V57L156 56H158V54L161 52L162 53V51H163V47H166V46H164ZM172 45V46H173ZM176 45V46H177ZM181 45V44H180ZM188 45H191L190 43L188 44ZM232 45V44H231ZM264 45V44H263ZM37 46V45H36ZM44 46H45V44H44ZM92 46V45H91ZM121 46H122V48L120 47V45H119V47H113V48H111L113 51H112V54H113V57H111L112 59H110V57H109V59L108 58H103V57H108L107 55H108V53L106 52V56H103L102 58V60H103V63H104V65H106V66H108L110 63H114L113 65H115V67L117 68L118 67V65L116 66V61L118 60V52H120L121 51V49H122V52H123V50H124V48H125V51L128 49L126 46H124V44L122 43L121 44ZM124 46V47H123ZM143 46V45H142ZM143 46V48H145ZM168 46V45H167ZM171 46V47H172ZM179 46V45H178ZM238 46L239 45H237V48H238ZM254 46V48H253V50L255 49V48H257V47H259V46ZM262 46V41H261V45H260V47ZM4 47H5V45H4ZM27 47V46H26ZM37 47H40L41 48V46H37ZM43 47V46H42ZM46 47V46H45ZM75 47V46H74ZM133 47H135V48H137L136 47V44L133 46ZM132 46H131V49L129 48L128 50H127V54L128 55H126L125 57H123L122 58V60H130V61H132V60H134V59H137V55L136 54H133V53H131V51L130 50H132V48H133ZM169 47V46H168ZM175 47V46H174ZM179 47H181V46H179ZM230 48H231V46H229ZM243 48H238L237 49V53H238V50H240L239 51V54H240V58H239V62H238V64L239 65H241L242 63H243V61L245 60V61H247L246 59H248V58H250L251 57V55H252V53L253 52H251V51H249L248 49H247V46L245 47V46H242ZM245 47V48H244ZM259 47V48H260ZM13 48V47H12ZM91 48V47H90ZM94 48H95V44H94V46H93V48H91V49H93L94 50ZM98 47L96 46V51L98 52V49H97ZM127 48V49H126ZM140 48V47H139ZM138 48V50H140ZM149 47H147V49H148ZM151 48V47H150ZM167 48V47H166ZM165 48V49H166ZM177 47H175V49H176ZM192 48V47H191ZM194 48V47H193ZM196 48V47H195ZM208 49H209V47H207ZM206 48V49H207ZM233 48V47H232ZM261 48H263V47H261ZM165 49H164V51H165ZM181 49H183L182 47L180 48V52H182V50ZM197 49V48H196ZM201 48H199V50H200ZM205 49V50H206ZM207 49V50H208ZM3 50V49H2ZM10 50H12V49H10ZM38 50V49H37ZM42 50V49H41ZM99 50H100V48H99ZM132 50V51H133ZM144 50V49H143ZM184 51H185V49H183ZM190 50H192V49H190ZM190 50H188L189 52H190ZM205 50L204 49H202V51H204V54L203 55H205ZM211 50V49H210ZM230 50V49H229ZM233 49H231V51H232ZM255 50H257V49H255ZM254 50V51H255ZM258 50H260V49H258ZM257 50V54H255V55H258V53H260L259 51ZM262 50V49H261ZM264 50V49H263ZM45 51H46V49H45ZM47 51H49V50H47ZM46 51V52H47ZM128 51L130 52V53H128ZM140 51H142V50H140ZM139 51V52H140ZM179 51H176V52H178L179 53ZM193 51V50H192ZM201 51V50H200ZM209 51V50H208ZM207 51V52H208ZM100 52H101V50H100ZM145 52V51H144ZM186 52V51H185ZM185 52H184V54H185ZM211 52V51H210ZM230 52V51H229ZM1 53H2V51H1ZM10 54H11V52H9ZM35 53V52H34ZM38 53V52H37ZM104 54V52L102 51L100 54ZM124 53H126V52H124ZM167 53V52H166ZM193 53V52H192ZM203 53V52H202ZM231 53V52H230ZM263 53H264V51H263ZM40 54V53H39ZM102 54V55H103ZM117 54V55H116ZM123 54V53H122ZM163 54H164V52H163ZM180 54V53H179ZM184 54H182L183 56H184ZM188 54H190V53H188ZM187 54V55H188ZM194 54V53H193ZM214 54V53H213ZM212 54V55H213ZM31 55V54H30ZM40 55H42V54H40ZM97 55V54H96ZM105 55V54H104ZM156 55V56H155ZM165 55H167V54H165ZM171 55V54H170ZM181 55V54H180ZM180 55H178L180 58L182 57V56H180ZM202 55V56H203ZM218 55V54H217ZM231 55V54H230ZM235 55V54H234ZM160 56V55H159ZM158 56V57H159ZM174 56H175V53H174ZM173 56V57H174ZM185 56H186V54H185ZM185 56L183 57V60L181 61V62H176V60L177 59H180V58H177L176 56L174 57L175 58V61L174 62H172L170 65H169V67H164V68H162V69H165V71L164 72H161V67H163V66H160L159 64V61H158V63H155L156 65H157V69H159L160 70V73H157V74H159V76L158 77H155V79H158L157 81H162V80H164V81H166V79H167V81L169 80V77L173 74V76L175 75H179V73H181V75L182 74H184V76L186 77L187 75H185L186 74V72H187V69H184V67L186 66V64H187V62L185 63V62H183V61H185L184 60V58H185ZM195 56L196 55H194V58H193V56H192V54L190 55V57L192 58V59H197V58H195ZM219 56V55H218ZM264 55L262 54V56H261V54H260V56H259V58H257V59H260V57H262L263 59H264V57H263ZM11 57V56H10ZM9 57V58H10ZM39 57V56H38ZM235 57V56H234ZM2 58V57H1ZM15 58V57H14ZM167 58V57H166ZM165 58V60H167ZM177 58V59H176ZM191 58H189V60L191 59ZM210 58H211V56H210ZM230 58V57H229ZM236 58V57H235ZM238 58V57H237ZM99 59H101V58H99ZM138 59V60H139ZM182 59V58H181ZM186 59V58H185ZM212 59H213V57H212ZM220 59V58H219ZM17 60V59H16ZM16 60H15V62H16ZM121 60V59H120ZM139 60V61H140ZM170 60V59H169ZM188 60V61H189ZM193 60V61H194ZM208 60V59H207ZM236 60V59H235ZM249 60V59H248ZM23 61V60H22ZM84 61V60H83ZM88 61H90V60H88ZM88 61H86L85 60V62H87L88 64H89V62ZM94 61V60H93ZM137 61V60H136ZM135 61V62H136ZM139 61H137V62H139ZM168 61V60H167ZM187 61V60H186ZM193 61H189V63H191V62H193ZM211 61H213V60H211ZM230 61V60H229ZM229 61H227V62H229ZM238 61V60H237ZM237 61H236V63H237ZM242 63H241V62ZM244 61V62H245ZM257 62H258V60H256ZM259 61H261V60H259ZM12 62V61H11ZM71 62V61H70ZM70 62H68V63H70ZM73 62V61H72ZM96 62H97V64H98V62H99V60L97 61L96 60ZM249 62V61H248ZM22 63V62H21ZM74 63H75V61H74ZM80 63H82V62H80ZM86 63V67H89L88 66V64ZM92 63H94V62H92ZM100 63V62H99ZM120 63H123V61H121V62H118L117 61V64H119V65H121ZM134 63V62H133ZM167 63V62H166ZM168 63H169V61H168ZM182 63L183 64H185L184 65V67H183V65H182ZM212 63V62H211ZM216 63H218L217 61H216ZM260 63V62H259ZM259 63H257V64H259ZM3 64V63H2ZM24 64V63H23ZM72 65H68V64H66V65H68V66H66L65 67V69H69V68H71V66H74L73 65V63H71ZM96 64V65H97ZM215 64V63H214ZM229 64H231V63H229ZM236 65V67H238L239 65ZM260 64H262L263 65V62L262 63H260ZM31 65V64H30ZM83 65V64H82ZM95 65V66H96ZM124 63H123V68H122V70H124L125 71V67H124ZM142 65V67H144ZM156 65H155V68H156ZM182 65V66H181ZM192 65H193V63H192ZM207 65H209V67H210V64H208L207 63ZM243 65H245V64H243ZM249 65V64H248ZM262 65H260V67H263ZM21 66H22V64H21ZM25 66V65H24ZM27 66V65H26ZM25 66V67H26ZM81 66V65H80ZM83 66H85V63H84V65ZM82 66V67H83ZM93 66H94V64H93ZM126 66V68H127V65H125ZM149 66H147V67H149ZM165 66V65H164ZM215 66V65H214ZM227 66V65H226ZM11 67V66H10ZM85 67V68H86ZM91 67V66H90ZM97 67V69H95ZM96 67H92V68H94L95 70L93 71L95 74H97V75H99L100 76V74L99 73H101L100 71H102V69H101V67L100 66H96ZM110 69H111V67H110V65L108 66ZM114 67V66H113ZM113 67H112V69L111 70H113ZM114 67V68H115ZM120 67V66H119ZM137 67V66H136ZM151 67V66H150ZM149 67V68H150ZM187 67V66H186ZM228 67V66H227ZM230 67V66H229ZM241 68H242V66H240ZM244 67V66H243ZM257 67H259V66H257ZM44 68V67H43ZM42 68V69H43ZM73 68V67H72ZM80 68V67H79ZM84 68V67H83ZM121 68V67H120ZM129 68V67H128ZM128 68H127V71H128ZM139 68V66L137 67V69ZM146 68V67H145ZM145 68H143V70L145 69ZM149 68H148V70H149ZM196 68V67H195ZM212 68H213V66L211 67V69L210 70H212ZM249 68V67H248ZM64 69V70H65ZM87 69V68H86ZM85 69V70H86ZM108 69V68H107ZM110 69H108V70H110ZM130 69V68H129ZM190 69H192V68H190ZM193 69H194V67H193ZM192 69V70H193ZM214 69V68H213ZM215 69H217V68H215ZM214 69V70H215ZM245 69V68H244ZM45 70V69H44ZM43 70V71H44ZM63 70V71H64ZM67 70H65L66 72H69V71H67ZM111 70H110V72H111ZM132 71H135V69L133 70V69H131ZM139 70H141V69H139ZM143 70H141V71H143ZM195 70V69H194ZM213 70V71H214ZM238 70H239V67H238ZM42 71V72H43ZM47 70H45V72H43L44 74L46 73L47 74V76H48V73L46 72ZM132 71H131V73H129L128 72V74H129V76L131 77V76H134L133 74H132ZM138 71V70H137ZM137 71H135V72H137ZM145 71V70H144ZM151 71V73H153L154 71H153V69L152 70H150ZM158 71V70H157ZM191 71V70H190ZM219 71H220V69H219ZM218 71V74L220 73ZM237 70H235V72H236ZM240 72H241V70H239ZM246 71H248V70H246ZM246 71H245V74H246ZM93 72H89V73H91V74H93ZM107 72H109V71H107ZM115 72V71H114ZM140 72V71H139ZM137 73V74H139L140 75V73ZM192 72V71H191ZM194 72V71H193ZM193 72H192V74H193ZM217 72V70L215 71V73ZM242 72H243V70H242ZM250 72V71H249ZM252 72V71H251ZM172 73V74H171ZM196 73V72H195ZM214 73V72H213ZM228 73V72H227ZM102 74H104V73H102ZM110 75H111V73H109ZM113 74H116V72L115 73H112V75ZM118 74H119V72H118ZM130 74H132V75H130ZM191 74V75H192ZM217 74V76H219ZM222 74H224V73H222ZM239 74V73H238ZM244 74V73H243ZM106 76H108L107 74H105ZM135 75H136V73H135ZM139 75H138V77H139ZM149 75V74H148ZM181 75H179V76H181ZM189 75V74H188ZM190 75V76H191ZM225 75V74H224ZM223 75V76H224ZM227 75V74H226ZM42 76V75H41ZM43 76H45V75H43ZM91 76V75H90ZM97 77V78H102V79H104V80H106V78H104L103 76L104 75H101L100 77ZM105 76V77H106ZM115 76V75H114ZM113 76V77H114ZM116 76H118V75H116ZM116 76H115V78H116ZM147 76V75H146ZM153 76H155V73H154V75L153 74H151V80L152 79H154V77ZM183 76V75H182ZM189 76V77H190ZM202 76V75H201ZM216 76V75H215ZM251 77H252V75H250ZM261 76V75H260ZM89 77V76H88ZM91 77H95L96 78V76H91ZM120 77V76H119ZM119 77H117V78H119ZM135 77V76H134ZM141 78H142V75L140 76ZM139 77V78H140ZM149 77H150V75H149ZM153 77V78H152ZM193 77V76H192ZM228 77V76H227ZM250 77V79H252ZM255 77V76H254ZM264 76H261V78H263ZM135 78H137V77H135ZM175 78V77H174ZM179 78H181V77H179ZM207 78V77H206ZM218 78H220V76L219 77H217V79ZM229 78V77H228ZM227 78V79H228ZM237 78V77H236ZM256 78H258V76L256 75ZM108 79V78H107ZM120 79H121V77H120ZM178 79V78H177ZM191 79V78H190ZM204 80H205V78H203ZM224 79H226L225 77H224ZM223 78L221 79V80H223V81H225L226 82V80H224ZM230 79V78H229ZM228 79V80H229ZM250 79H248V80H250ZM101 80V79H100ZM132 82L134 83V81H137V80H139V79H137V80H134L133 81V77H132ZM182 80V79H181ZM183 80H184V78H183ZM187 80H188V77H187ZM207 80V79H206ZM107 81V80H106ZM105 81V82H106ZM126 82L128 81V87H129V85H131V83H130V81L129 80H125ZM142 81V79H140V82ZM175 81H176V79H175ZM186 81V80H185ZM184 81V82H185ZM190 80H188L187 81V83L189 82ZM197 81V80H196ZM211 81V80H210ZM210 81H209V83H210ZM219 81V80H218ZM239 81V80H238ZM246 81H247V79H246ZM109 82V81H108ZM107 82V83H108ZM124 82V81H123ZM126 82H124V83H122V82H119L120 84L122 83V84H124V86H127L126 85ZM168 82H170V80L168 81ZM207 82V81H206ZM225 82H224V84H225ZM229 82V81H228ZM244 82V81H243ZM242 82V83H243ZM247 82H249V81H247ZM253 82H257V80L255 79V81H254V79H252V83ZM259 82V81H258ZM261 82V81H260ZM263 82L264 81H262V84H263ZM98 83H101V81L100 82H98ZM110 83V82H109ZM137 83V82H136ZM139 83V82H138ZM162 83V82H161ZM198 83V82H197ZM212 83H214V80H213V82ZM218 83V82H217ZM220 83H222L221 85H224L223 84V82L221 81ZM219 83V84H220ZM237 83H239V82H237ZM242 83H239V84H241L242 85ZM251 83V82H250ZM254 83V84H255ZM97 84V83H96ZM102 84V83H101ZM101 84H97V86L96 85H94L93 84V88L94 89H92V87L89 89L90 90V93H91V90H92V93L91 94H93V92H95V94L97 93H99L100 94V92L102 91V92H105L104 94V96H107L106 94H107V92L106 91H108V90H106V88H105V90L106 91H104V86L102 87V85ZM135 84V83H134ZM186 84V83H185ZM211 84V83H210ZM219 84L217 85V84H214V87H215V85L216 86H219ZM228 84V83H227ZM244 84L246 85V83L244 82ZM248 84V83H247ZM261 83H259V85H260ZM261 84V85H262ZM105 85H107V84H105ZM110 85L112 86V84L110 83ZM118 86H119V84H117ZM116 85V86H117ZM138 85V84H137ZM141 85V84H140ZM206 85H208V83L206 84ZM212 85V84H211ZM219 86L220 88L221 87H223V86ZM234 84H233V82H232V86H233ZM245 85H242V86H244L245 87V89H246V86ZM250 85V84H249ZM260 85V86H261ZM111 86H109V87H111ZM117 86V87H118ZM184 86V85H183ZM236 86V85H235ZM237 86H240V85H238L237 84ZM257 86H258V84H256V86L254 85L253 87H255L254 88V90L255 89H257ZM108 87V88H109ZM114 87V86H113ZM112 87V88H113ZM122 86L120 85L119 86V88H121ZM190 87V86H189ZM189 87H187V88H189ZM193 89H194V85L193 86H191ZM206 87V86H205ZM214 87L212 88V89H214ZM243 87V88H244ZM252 87V88H253ZM107 88V89H108ZM124 88V87H123ZM122 88V89H123ZM132 88V86H130V89ZM172 88V87H171ZM170 88V89H171ZM186 88V87H185ZM184 88V89H185ZM191 88V89H192ZM211 88V87H210ZM216 88H218V87H216ZM219 88V89H220ZM223 88H225L226 89V86L225 87H223ZM221 89V90H224V89ZM233 88V87H232ZM239 89L240 88H242V87H238ZM237 88V89H238ZM260 88V87H259ZM262 88V87H261ZM261 88H260V94H262L261 93ZM110 89V88H109ZM116 89H118V88H116ZM127 89H129V88H126L125 89V91L127 92ZM129 89V90H130ZM170 89H168L167 88V90H168V93L170 92ZM190 89V88H189ZM188 89V91L190 92V90ZM206 89H209V88H206ZM211 89V90H212ZM238 89V90H239ZM247 89H248V87H247ZM250 89V88H249ZM248 89V90H249ZM81 90V89H80ZM111 90V89H110ZM110 90H109V92H110ZM161 90V89H160ZM167 90L165 91V93L163 94H159V97L158 98H156V100H158L164 107H165V109L163 108V110H165V113L166 114H171L172 115V117H173V114L175 113V115L174 116H176V115H178V116H176V117H180L179 116V114L178 113H176L177 112V108H173V106L174 105H172L171 104V102H170V104H169V101L171 100H168V98H169V94L171 93V94H174V93H172L173 92V90H171L172 92H170L169 94L167 93ZM210 90V91H211ZM221 90H217L218 91V94H220L219 93V91L221 92V94L222 95H217L216 93H217V91H216V95L214 94V93H212V94H214L215 95V97L216 96H218V98L221 96H223V94L225 95V93L226 92H222ZM235 90V89H234ZM237 90V91H238ZM258 90V89H257ZM112 91V90H111ZM156 91H158V89L156 90ZM163 91H164V89H163ZM224 91H226V90H224ZM240 91H242V89L241 90H239V92ZM250 91H253V90H250ZM250 91H249V93H250ZM258 91V92H259ZM109 92H108V94H109ZM206 92H207V90H206ZM233 92V91H232ZM235 92V91H234ZM242 92H244V90L242 91ZM253 92H257L256 90L255 91H253ZM82 93H84V92H82ZM81 93V94H82ZM89 92H88V94L87 95H89L90 94ZM158 93V92H157ZM236 93V92H235ZM241 93V92H240ZM255 93L252 95V96H256L255 95ZM42 94V93H41ZM41 94H39L41 97H42V95ZM96 94V95H97ZM124 95L123 96H125L126 95V93L124 92L123 93ZM167 94L169 95V96H167ZM175 94H176V92H175ZM196 94V92L195 93H193V95H195ZM209 94H211L210 92H208V93H205V91L203 92V93H201V95H200V101H202V102H204V106L205 105H207V104H205V101H210L209 99H211L212 100V96L214 97V95H212L211 97L209 96ZM228 93H226V95H227ZM237 94H238V92H237ZM237 94H235V95H237ZM251 94V93H250ZM257 94V93H256ZM259 94V95H260ZM100 95H102V93L100 94ZM177 95V94H176ZM192 95V94H191ZM192 95V96H193ZM225 95V96H226ZM239 95V94H238ZM237 95V96H238ZM258 95V94H257ZM40 96H39V98L38 99H40ZM82 96H83V94H82ZM98 96V95H97ZM96 96V97H97ZM103 96V95H102ZM121 96V98L119 97V99H124V98H126V97H122V95H120ZM129 96V95H128ZM175 96V95H174ZM195 96H197V94L195 95ZM261 97H262V99L264 98L262 95H260ZM108 97V96H107ZM107 97H106V99H107ZM136 97V96H135ZM152 97V96H151ZM150 97V98H151ZM168 97V98H167ZM172 97V99H173V96H171ZM176 97V96H175ZM221 97H220V99H221ZM235 97V96H234ZM253 97V98H254ZM261 97H259L258 96V98H256L255 100H259V98L261 99ZM104 98V97H103ZM110 98V97H109ZM116 98V97H115ZM133 98V97H132ZM177 98H178V96H177ZM188 98V97H187ZM193 98H195V97H193ZM237 98V97H236ZM239 98V97H238ZM237 98V99H238ZM42 99V98H41ZM43 99H44V97H43ZM111 99H113V98H111ZM138 99V97L136 98V100ZM152 99L153 98H151V101H152ZM175 100H176V98H174ZM179 99V98H178ZM184 99H186V97H184ZM213 99H215V98H213ZM51 100V99H50ZM70 100H71V98H70ZM132 100V99H131ZM134 100V99H133ZM132 100V101H133ZM150 100V99H149ZM168 100V101H167ZM188 100V99H187ZM240 100V99H239ZM241 100H242V96H241ZM244 100V99H243ZM258 100H257V104L258 105H260L259 104V102H260V100H259V102H258ZM39 101V100H38ZM109 101L111 102L110 103V107H108L109 106V104H108V106H105V107H108L107 109L108 110H112L111 109V107L113 108V109H116V110H118V109H120V108H123V105H125L126 103H125V101H124V103H122L123 101H121L120 102V100L118 101H116L115 100V102L116 103H112L113 101H111L110 99H109ZM129 101V100H128ZM135 101V100H134ZM139 102H141V100H138ZM151 101H150V103H151ZM154 102H155V100H153ZM152 101V102H153ZM179 101V100H178ZM193 100H190L189 102H192ZM214 101V100H213ZM237 101V100H236ZM236 101L234 102V103H236ZM245 101V100H244ZM248 101V100H247ZM40 102V101H39ZM41 102H43V105H44V103H45V105L48 103L47 101H46V99H44V101L42 100ZM127 102V101H126ZM188 102V101H187ZM194 102V101H193ZM206 102V103H207ZM212 101H210V103H211ZM240 102H243V101H240ZM262 102L264 103V101L262 100ZM101 103V105H99V104ZM97 104V106L95 105V107H97L96 108V110H95V107H94V113H95V115L96 116H94V117H97V118H95V120H93V121H96V123H98V122H100V120L98 121V113L100 114L101 113V116L103 115L102 114V109H104L105 107H104V105H103V103L105 104V103H108V100H107V102H101V101H99ZM158 103V102H157ZM181 103V102H180ZM195 105H197L198 106V102H197V104H196V100H195ZM210 103H208L209 105H210ZM233 103V102H232ZM244 103V102H243ZM251 104V102L249 101V102H247V103H245V104ZM151 104H153V103H151ZM160 104V105H161ZM173 104H175V102H173ZM179 104V103H178ZM238 104V103H237ZM105 105H107V104H105ZM127 105V104H126ZM125 105V106H126ZM137 105H140L141 106V104H137ZM156 105V104H155ZM159 105V104H158ZM157 105V106H158ZM159 105V106H160ZM175 105H177V104H175ZM202 105V106H203ZM233 105V104H232ZM238 105H240V104H238ZM264 105V104H263ZM159 106H158V108H159ZM247 106H249V105H247ZM247 106H246V108H247ZM161 107V106H160ZM177 107H178V105H177ZM196 107V106H195ZM210 107V106H209ZM233 107H236V106H232V108L230 109L231 111L230 112H232L234 109H236V108H234L233 109ZM250 107V106H249ZM259 107H261V105L259 106ZM42 108L44 109V107L42 106ZM41 108V109H42ZM133 108V107H132ZM156 108V107H155ZM197 108V107H196ZM200 107L198 106V109H199ZM238 108V107H237ZM263 109H264V107H262ZM106 109V108H105ZM160 109H162V108H160ZM258 109V111H260V109L259 108H257ZM263 109H261V111L263 112ZM179 110V109H178ZM255 110V109H254ZM43 111V110H42ZM44 111H45V109H44ZM134 111H137V110H134ZM236 111H237V109H236ZM234 112H235V110H234ZM250 112V111H249ZM104 113V112H103ZM131 112H129L128 114H127V118H130V120L133 118L134 120H135V116L133 117V115H135L134 114V112L132 111V113H133V115H129ZM238 113V112H237ZM252 113V112H251ZM254 113V112H253ZM3 114V111H0V138H5L4 137V134H1V131H6L7 129H9L10 128V125H11V122H9V123H6V122H4V121H2L3 119H4V116L2 115ZM230 114H233V113H230ZM262 114H264V113H262ZM117 115V114H116ZM128 115L129 116H132V117H128ZM234 115V114H233ZM256 115V114H255ZM119 116V115H118ZM118 116H115V117H117V118H119V120H120V117H118ZM192 115L190 114L189 115V118L191 117ZM216 116V115H215ZM231 115H229V117H230ZM254 116V115H253ZM93 117V116H92ZM93 117V118H94ZM113 117V116H112ZM187 117H188V115H187ZM194 116H192V118H193ZM211 117V116H210ZM213 117V116H212ZM221 117V116H220ZM263 117H264V115H263ZM109 118H111V117H107V119H109ZM126 118V119H127ZM186 118V121L184 122V124L185 125H180V129H179V122H180V124H181V122L182 121H180V119H179V122H177V123H174V125L175 126H177V128L176 127H174V125H173V127H174V129H179V131L181 132H179L180 134H182L183 136H185V138L188 136V134H187V131H191V129H193V130H195V133H198V131H196V130H198V128L200 127H198L197 125H194V124H196V123H198V125L201 123L200 121H202L203 122V120H204V122L206 121H208V119L206 120V119H195L196 117H194L193 119H195V123L194 122H192L193 123V125H192V123H188V121L190 122V119H192V118ZM215 118H217V117H215ZM137 119V118H136ZM192 119V120H193ZM220 119V118H219ZM109 120H112V119H109ZM108 120V121H109ZM115 120V119H114ZM114 120H112V121H110V122H112L113 124H114ZM200 120V121H199ZM2 121V122H1ZM104 121H105V119H104ZM103 121V122H104ZM199 121V122H198ZM210 121H212V120H210ZM213 121H214V119H213ZM257 121V120H256ZM117 122L118 123H120L119 121H118V119H117ZM122 122H124V120H122ZM121 122V123H122ZM202 123V125L203 124H205V123ZM219 122V121H218ZM221 122V121H220ZM219 122V123H220ZM258 122V121H257ZM105 124L104 125H108V124H106V121L104 122ZM212 123H214V122H212ZM212 123L211 124H209L210 126L212 125ZM101 124H102V122H101ZM115 124H116V121H115ZM150 124H152V126H153V123H150ZM173 124V123H172ZM177 124V125H176ZM104 125H102V126H104ZM122 125L124 126V131H127V133H128V126L126 125V124H124V123H122ZM155 125V124H154ZM201 125V126H202ZM205 125H207V126H209L207 123L205 124ZM214 125H215V123H214ZM244 125H247V126H244ZM21 126L22 125H19L18 127H17V129L18 130H20V128H21ZM247 127V128H245V129H243V128H241V130H242V133H243V130H244V133L243 134H239L237 131H236V133H238L239 135H245V133H248L249 132V130H250V128L249 127H252V130H253V132H252V130H251V133H252V136L253 137H251V139L252 140H254V137L255 138H257L258 136L260 137V135H259V131H261L260 130V128L258 127V126H256V122L255 121H247V122H245L243 125H240V123H239V126L237 127V128H240V127ZM107 127V126H106ZM121 127V126H120ZM148 127V126H147ZM203 127V126H202ZM201 127V128H202ZM215 127V126H214ZM100 128V127H99ZM102 128H104L105 129V127H102ZM127 130H126V129ZM131 128V127H130ZM148 128H150V127H148ZM152 128H155V126L154 127H152ZM204 128H205V126H204ZM212 128V127H211ZM249 128V130H247ZM101 129V128H100ZM109 132H110V129H108V128H106ZM122 130H123V128H121ZM151 129V128H150ZM150 129H149V131H150ZM173 129V128H172ZM205 129H207V130H209L208 128H205ZM212 129H217L218 131H216V130H214V131H216L215 133H216V135H210L208 138L210 139H206V140H209V141H213V142H215L216 143V140H217V142H218V140L220 139V138H223L221 135H222V133H221V130H219L218 128H212ZM112 130V129H111ZM201 131H199V132H203V128L202 129H200ZM207 130H204V131H206V132H208ZM235 130H239V129H235ZM235 130H233L232 131V133H235ZM259 130V131H258ZM105 131V130H104ZM103 131V132H104ZM131 131H132V129H131ZM174 131V130H173ZM213 131V132H214ZM245 131H248V132H245ZM263 131V130H262ZM261 131V132H262ZM122 132V131H121ZM183 132V133H182ZM206 132H205V135H207L208 136V134H206ZM212 132V131H211ZM210 132V130H209V132L208 133H211ZM108 133V132H107ZM125 132H123V134H124ZM130 133H132V132H130ZM130 133H128V134H130ZM176 133H177V130H176ZM184 133L185 134H187V136L186 135H184ZM201 133H199V134H201ZM231 133V134H232ZM236 133H235V135H236ZM241 133V132H240ZM263 133H264V131H263ZM180 134H178V135H180ZM190 134V133H189ZM237 134V135H238ZM262 134V133H261ZM133 135H135V134H133ZM147 135V134H146ZM182 135H181V137H182ZM197 136H199L198 134H196ZM204 135V134H203ZM236 135V136H237ZM238 135V136H239ZM136 136V135H135ZM135 136H132L133 138L135 137ZM232 136V135H231ZM235 136V137H236ZM237 136V141H238V138H240V136L238 137ZM246 136H248L247 134L245 135V137L243 138L244 140L245 139H247L246 138ZM250 136V135H249ZM249 136H248V139H249ZM262 136H264V134L262 135ZM131 137V141H132V138ZM161 137V136H160ZM159 137V140H157V138H155V140L153 141V143H151V147L153 146V147H155V149L157 148V147H159L160 148V146H162V144H166V145H168V140H167V138H163V137H161L160 138ZM200 137V136H199ZM202 137V139L201 140H203V136H201ZM234 134H233V136H232V138L231 139H233V142H235L234 140ZM136 138V137H135ZM183 138V137H182ZM137 139V138H136ZM135 139V140H136ZM154 139V138H153ZM190 139V140H189ZM191 137H189L188 139H187V141L189 140V142L191 141ZM205 139V138H204ZM261 139V138H260ZM138 140H139V138H138ZM142 140H144V139H142ZM157 140V141H156ZM221 140V139H220ZM239 140H241V138L239 139ZM250 140V139H249ZM252 140H250V142L249 141H246V142H249L250 144H252L251 142H253V143H255L254 141H252ZM264 140V139H263ZM86 141V140H85ZM141 141V140H140ZM172 140H169V147H171L170 146V142H171ZM179 141V140H178ZM184 141V140H183ZM204 141V143L206 144L207 142L209 143V141H207V142H205V140H203ZM244 141V144H247L246 142ZM258 141H262V140H259V138H258ZM257 140H256V142H258ZM120 142V141H119ZM133 142V141H132ZM142 142H144V141H142ZM152 142V141H151ZM186 142V140L183 142V143H185ZM221 142H222V140H221ZM15 144H17V142H14ZM20 143V141L18 142V144ZM53 143V142H52ZM58 143V142H57ZM63 144L64 143H68V141L67 142H62ZM70 143V142H69ZM79 143V142H78ZM80 143H82V142H80ZM93 143H95L94 141L91 143V140H90V142H83L82 144H80V150H85L86 148H87V146L88 145H90L89 147H90V152H91V159H89L88 157H86L84 154V156L82 155V154H80V150H77V149H75V147H73V146H69L68 147V151H65L64 150V152H63V148L61 149L60 148V150H62V151H58V149H56V151H54V149H53V151H49V152H47L46 150V152L45 151H43V153L41 152V153H36V155L35 156H33V155H31V156H33V157H28V158H26L27 160H25V161H23L22 160V162L20 163L19 162V164L17 165V166H13V167H11V168H9L8 170H3V172H1L0 173V177L2 178V184L0 185V188L1 189H3V191L5 192V194L4 195H2V196H0V213H1V215H0V227H1V229L2 230H4L5 231V233H7L8 234V239L9 238H12V240H13V243L15 244L14 246H15V249H16V247H17V249H18V251H20V250H23V251H21V252H24V249L25 248H28L27 246H28V244L30 243V241H25L26 243H23V242H21V241H23V239H20L19 237H17V239L15 238V237H13V234L12 233H14V232H16V233H18L19 234V232H24L25 233V231H29V232H32L33 234L32 235H34V232L35 233H37V234H39L41 231H43L44 230V228H42L43 230H39L40 229V225H42V227H46V229H51V231H52V233H56L58 236H60V237H68V236H70V235H72V238L73 239H75V240H77V241H88V243L90 242L89 240H91V243H92V241L94 242V243H97V242H95V241H98L99 242V245H100V248L98 249V247L96 248L98 251H96V250H94L93 248L92 249H90V255H89V253H88V256L89 257H91V255H93V253L96 251V252H98L99 253V250L101 249V248H103V246H106L107 247V249H104L107 253H108V251L111 249V250H120V251H122V249L123 248H131L130 249V251L131 252H129L128 251V253H132V252H135V256L136 257H139V258H142V257H144L145 256V251L146 250H144L145 249V246H144V249H143V247H142V250H140V251H142V254H141V256L142 257H140V253H139V256H137V251H136V249H135V246L136 245H134L135 244V241H138V240H140L141 238H143L144 237V235L143 234H145L143 231V229H141V230H143L142 231V233L139 231V230H137L136 228V230L135 231H138V234H136L135 233V231H131V232H129V230H128V233H127V230H125L124 231V228H123V226H125L128 222H130L129 224H130V227H134V225H132L131 226V224L132 223H134V224H136V226H138V225H140L141 227H145V230L146 229H148L149 227H151V228H156V230H158V232L160 233H158L155 229H152L151 230V233H152V235H155V234H159L162 238H160L159 236H158V238H160V241H158V242H156V243H154V245L155 244H157V246H166V248L164 249V250H170V248L171 249H174L173 251H176L175 253H181L183 250H185V248H186V246L187 245H190V244H188V240L189 239H191V238H193L194 236V234H193V232H194V230L196 229V226L198 225L197 224V222H198V220H199V216L200 215H204L203 217L205 218V216L206 217H208L209 219H212V220H217L216 222H218V220H221L222 222V224L224 225H226V223L227 224H231V223H235L234 221H232L231 219H224V218H220L221 216L220 215H218V211L219 210H221V209H226V211L229 209L228 207V209L226 208V206H227V204L228 203H226V206L224 207V208H215V207H217L218 206V204H217V206H216V203L215 204H213V202L210 200V198H206V197H203V196H200V197H198L197 195H196V191H195V195L197 196H194V194H192L189 190H191V189H193V187L191 186V185H189L190 187H192L191 189H190V187L188 186V189H187V187L186 188H184L183 186H182V184H178L177 183V181L172 177V175L171 174H169L168 173V171L167 170H164V169H162L161 167H159L157 164H155V163H153V162H151L150 160H147V159H145V161H143V163L141 164L142 166H140V167H138V166H136V165H134V161L133 160H130L128 163H126V161H124L123 160V158L122 157H120V158H116L115 159V157H116V155L117 154H120V155H123V153H124V151H123V147H124V144L126 143H124V142H121V143H116V144H111V145H107L106 144V146H105V144H97V143H95V144H93ZM124 143V144H123ZM129 143V142H128ZM137 143H138V141H137ZM192 143V142H191ZM203 143V142H202ZM201 143V144H202ZM208 143L206 144L207 146H208ZM223 143H224V141H223ZM248 143V144H249ZM261 143H264V142H261ZM3 145H9V144H11V142H10V140H5V141H3V143H2ZM144 145L146 144V142L145 143H143ZM150 143H147V145H145L146 147L149 145ZM195 144V143H194ZM204 144V145H205ZM212 144V143H211ZM214 144V143H213ZM218 144H219V142H218ZM60 145H62L61 143H60ZM69 145V144H68ZM129 145H130V143H129ZM137 145V144H136ZM143 145V146H144ZM172 145V144H171ZM187 145H188V143H187ZM186 145V146H187ZM216 145V144H215ZM53 146V145H52ZM58 146V145H57ZM63 146V145H62ZM64 146H65V144H64ZM63 146V147H64ZM139 146H140V144H139ZM149 146V147H150ZM167 146V147H168ZM173 146V145H172ZM182 146H184V145H182ZM181 146V147H182ZM186 146H185V148H186ZM213 145H211V147H212ZM241 146V145H240ZM240 146H239V148H240ZM246 146V149H247V145H245ZM60 147V146H59ZM66 147V146H65ZM129 147V146H128ZM145 147V148H146ZM150 147V148H151ZM162 147H164V146H162ZM162 147H161V149H162ZM206 147V146H205ZM14 148V147H13ZM13 148H8L7 149V151H11ZM96 149V151H93V149ZM129 148H131V145H130V147ZM128 148V149H129ZM145 148L143 149V150H145ZM159 148H157V149H159ZM173 148H174V150L175 149H178V148H180V147H178V144L176 145V148L175 147H172L171 149H170V151L168 152V153H166V154H168V155H166V157H164V156H162L160 153H161V151L159 152V150H157L158 152H159V155H161V156H159V158H161L162 160H163V162H165V166L166 165H171L172 163H174V156L180 151L179 149V151L177 152L176 150H175V153H173ZM207 148V147H206ZM209 149H211L210 148V146L208 147ZM252 148V147H251ZM66 149V148H65ZM79 149V148H78ZM146 149H148V148H146ZM152 149V148H151ZM181 149V148H180ZM187 149V148H186ZM182 150L183 152H186V151H188V150ZM248 149H250V148H248ZM247 149V150H248ZM253 149V148H252ZM130 151L132 150H134V149H129ZM164 150V149H163ZM169 150V149H168ZM167 150V151H168ZM206 150V149H205ZM212 150V149H211ZM214 150V151H213ZM213 152H211V153H214L213 155H215V152L216 153H218V152H220V151H215V148H213ZM263 150H264V148H263ZM153 151V150H152ZM164 151H166V149L164 150ZM238 151V150H237ZM244 151V150H243ZM242 151V152H243ZM45 152V153H44ZM140 152V151H139ZM139 152H137V150L135 151V154H134V151H133V156H135L137 153L140 155V159H143L144 158V155H141ZM142 152H145V151H142ZM154 152H156L155 150H154ZM206 152H207V154H208V150H206ZM209 152V153H210ZM236 152V151H235ZM244 152H246L247 153V151H244ZM250 151H248V153H247V156H249L248 154H250L249 153ZM253 152V151H252ZM147 153H149V151L147 152ZM187 153V152H186ZM185 153V154H186ZM196 153V152H195ZM210 153V154H211ZM238 153L239 152H236V156H238ZM246 153L244 154L243 153V156H245L246 155ZM149 154H152V153H149ZM154 155H155V153H153ZM158 154V153H157ZM155 155V156H158V155ZM175 154V155H174ZM184 154V155H185ZM197 154V156L198 155H200L199 153H196ZM220 153H218V155H219ZM241 154V153H240ZM253 154V153H252ZM251 154V155H252ZM148 155V154H147ZM177 155H180V154H177ZM183 155V156H184ZM203 155H206V154H203ZM221 155H222V153H221ZM230 155V154H229ZM201 156V155H200ZM207 156H209V155H207ZM211 156H212V154H211ZM228 156V155H227ZM232 156V155H231ZM233 156H234V153H233ZM242 156V155H241ZM247 156H246V158H247ZM136 157V156H135ZM143 157V158H142ZM149 157H150V155H149ZM176 157V156H175ZM187 158H188V156H186ZM199 157V156H198ZM214 157V159L213 160H215V159H217V160H219L218 159V157L216 158L215 156H213ZM222 157V156H221ZM221 157H219V158H221ZM229 157V156H228ZM240 157V156H239ZM250 157V156H249ZM178 157H176V159H177ZM186 158V159H187ZM197 158V157H196ZM205 158V157H204ZM207 158V157H206ZM205 158V159H206ZM225 158H226V156H225ZM231 158V160H232V158L233 157H229V159ZM242 158V157H241ZM251 158V157H250ZM250 158L248 159V160H250ZM127 159V158H126ZM139 159V160H140ZM185 159V160H186ZM200 159H201V157H200ZM238 159V158H237ZM237 159H234V160H236L235 162H237ZM178 161H180L179 159H177ZM199 160V159H198ZM207 160H209V159H207ZM212 160V159H211ZM225 160V159H224ZM226 160H228V159H226ZM242 160V159H241ZM127 161H128V159H127ZM183 161V163H185V161L184 160H182ZM187 162H188V159L186 160ZM219 161H221V159L219 160ZM18 162V161H17ZM16 162V163H17ZM140 162H141V160H140ZM223 162V161H222ZM232 163L234 162L233 160L231 161ZM175 163H176V165L177 166H179L178 165V163L175 161ZM182 163V164H183ZM214 163V162H213ZM224 163H227V162H224ZM223 163V164H224ZM179 164H180V162H179ZM182 164L180 165L181 167H182ZM188 164V163H187ZM218 164V163H217ZM222 164V165H223ZM228 164H229V160H228ZM227 164V165H228ZM92 165H99L101 168L100 169H96L95 167H93ZM131 165H133L134 167V170H127V168L126 167H128V168H130V166ZM186 165V164H185ZM226 165V164H225ZM231 165V164H230ZM98 166V167H99ZM184 166V165H183ZM188 166V165H187ZM202 166V165H201ZM215 166V165H214ZM219 166H221V165H219ZM132 167V166H131ZM174 167H175V165H174ZM216 167V166H215ZM227 167V166H226ZM180 168V167H179ZM179 170V169H178ZM196 170H198L197 168H195V170L194 171H196ZM209 170L211 171V175L214 177V175H213V172H212V169H210L209 168ZM220 169L218 168V171H219ZM204 172V170L202 169V170H199V171H197L196 172V174H198V172ZM104 172H106V176L104 175ZM207 171H205L204 172V175H205V173H206ZM209 172V171H208ZM108 173H110L109 175H107ZM203 174V173H202ZM206 175H208V174H206ZM216 175V174H215ZM198 176H199V174H198ZM212 176H210V177H212ZM206 177V176H205ZM208 177H209V175H208ZM0 178V179H1ZM215 178H217V176H215ZM208 179V178H207ZM212 179V178H211ZM218 179V178H217ZM219 179H220V177H219ZM223 179H224V177H223ZM223 179L222 180H218L219 181V183L221 184V183H223V182H220V181H223ZM232 179H233V177H232ZM235 179V178H234ZM216 182H217V180L216 179H214ZM235 180H237V179H235ZM240 180V179H239ZM243 180V179H242ZM211 181V180H210ZM238 181V180H237ZM249 181V180H248ZM205 182H207V180H205ZM204 182V183H205ZM209 182V181H208ZM240 183H239V185L240 184H242L241 182V180L239 181ZM251 182V181H250ZM250 182H248V183H250ZM200 183H203L202 181H200ZM210 183V182H209ZM215 183V182H214ZM228 183H230V185H232L231 184V182H228ZM245 183V182H244ZM248 183H246V185H247V187L249 186V185H251V183H253V182H251L249 185H248ZM9 184V185H8ZM188 184H190V183H188ZM206 185H207V183H205ZM218 184V183H217ZM220 184H218V185H220ZM254 184V183H253ZM168 185V186H167ZM206 185H204L205 187H206ZM238 185V184H237ZM254 185H256V184H254ZM254 185H252L251 187H253ZM260 184H258L257 186H259ZM262 185V184H261ZM264 185V184H263ZM262 185V186H263ZM164 186H166L165 188H164ZM210 187H211V185H209ZM224 186H226V185H224ZM224 186H222L223 188H225ZM229 186V185H228ZM233 186V185H232ZM231 186V187H232ZM244 186V185H243ZM256 186V189L258 190V187ZM260 187V192H264L263 191V187ZM8 187L9 188H11L10 190L8 189ZM203 187V186H202ZM202 187H201V189H202ZM208 187V186H207ZM214 187V186H213ZM213 187H211V188H213ZM216 187V186H215ZM220 187V186H219ZM218 187V188H219ZM221 187V188H222ZM234 187V186H233ZM232 187V188H233ZM241 187H242V185H241ZM241 187H239L240 189H244V188H241ZM250 187V188H251ZM211 188H209V189H211ZM217 188V187H216ZM215 188V189H216ZM238 188V189H239ZM245 188H246V186H245ZM249 187L248 188H246V189H250ZM262 188V189H261ZM186 189V190H185ZM208 189V190H209ZM215 189H211V190H213L212 191V193L213 192H216L215 194H217V198H219L221 195V193L222 192H224L222 195H225V192L226 191H222L221 193H218L217 191H214ZM225 189H227V188H225ZM224 189V190H225ZM231 189V188H230ZM255 189V187L253 188V191H255L256 190ZM188 190V191H187ZM234 190V189H233ZM233 190H231V191H233ZM245 190V189H244ZM2 191V192H3ZM201 191V190H200ZM202 191L204 192V191H207L206 189L204 190V189H202ZM229 191V190H228ZM250 191H251V189H250ZM190 192V194L191 195H189L188 193ZM211 192V191H210ZM257 192V191H256ZM258 192H259V190H258ZM259 192V193H260ZM205 193V192H204ZM203 193V194H204ZM209 193V192H208ZM212 193H211V195H212ZM241 193H244V192H241ZM253 193V192H252ZM2 194V193H1ZM214 194V195H215ZM218 194H219V197H218ZM246 194H249V193H246ZM251 194V193H250ZM249 194V195H250ZM256 194V193H255ZM193 195V196H192ZM199 195V194H198ZM209 195H210V193H209ZM214 195H213V197H214ZM241 195V194H240ZM251 195H253L254 196V193L253 194H251ZM251 195H250V197H251ZM262 195V194H261ZM242 196V195H241ZM244 196V195H243ZM243 196H242V198H243ZM263 196V195H262ZM240 196H238V198H239ZM249 197V198H250ZM257 197V196H256ZM214 198H216V196L214 197ZM244 198H247V199H249L248 198V195L246 196H244ZM254 199H255V197H253ZM236 198H234V200H235ZM240 199H241V197H240ZM247 199H245V200H247ZM254 199H252L251 200V198L249 199L250 200V202H259V200L257 201H255ZM259 199V198H258ZM220 199H218L217 201H219ZM228 200V199H227ZM244 200V201H245ZM223 201V200H222ZM221 200L219 201V202H222ZM229 201V200H228ZM238 202V201H237ZM241 202V201H240ZM247 203L249 204V201H247ZM15 204H17V207H15V208H17V211H16V214L18 213V212H20V213H23V214H25V215H27V216H25L26 217V220H27V222H28V220L29 219H32L33 220V218L36 220V219H38L37 220V223H39V226L36 224V225H34V223H33V227L32 226H30L29 224H27V222L24 224L23 222L21 223V222H19V220H18V218L17 219H14V220H17L18 222H16V221H14L13 219H11L10 220V218H9V216L7 215V214H9L8 212H7V214H6V212L4 211V209H9V208H12L13 209V212H15L14 211V208H13V206H15ZM220 204V203H219ZM247 204V205H248ZM244 205H245V202H244ZM252 204H250V207H251V209H252V207L253 206H251ZM255 205V204H254ZM230 207H231V205H229ZM246 206V205H245ZM244 206V207H245ZM258 206L260 207V205H259V203H257V206L255 205V212H256V207L258 208ZM235 207H236V205H235ZM239 207V206H238ZM243 207V208H244ZM248 207V206H247ZM4 208V209H3ZM6 209V210H7ZM217 209H218V211H217ZM233 209V208H232ZM232 209H229L228 211H231L232 212ZM238 209V208H237ZM236 209V210H237ZM253 209H254V207H253ZM223 210V211H224ZM234 210V209H233ZM8 211V210H7ZM10 212V211H9ZM222 212V211H221ZM235 212V211H234ZM246 212V211H245ZM249 212V211H248ZM254 212V211H253ZM255 212H254V216L253 217H255L256 218V215H255ZM223 214H227L228 216H230L232 213H230V212H222ZM229 213H230V215H229ZM257 213V212H256ZM19 214V213H18ZM226 214H225V216H226ZM253 214V213H252ZM10 215L12 216V214L10 213ZM16 216V215H15ZM18 216H21L20 214L18 215ZM24 217V216H23ZM22 217V218H23ZM24 217V218H25ZM223 217V216H222ZM235 217H237V215H235ZM245 217H246V215H245ZM11 218H13V216L11 217ZM15 218V217H14ZM21 217H19V219H20ZM226 218V217H225ZM230 218V217H229ZM238 218V217H237ZM239 218H241V217H239ZM259 217H257V219H258ZM207 219V218H206ZM208 219V220H209ZM254 219V218H253ZM259 219H261V218H259ZM13 220V221H12ZM22 220V219H21ZM20 220V221H21ZM23 220H25V219H23ZM25 220V221H26ZM207 220V221H208ZM246 220V219H245ZM42 223V224H40V222ZM210 221V220H209ZM208 221V222H209ZM259 221V220H258ZM30 222V221H29ZM32 222V221H31ZM34 222V221H33ZM125 222H126V224H125ZM132 222V223H131ZM215 222V221H214ZM240 222V221H239ZM246 222V221H245ZM261 222H263L262 220H261ZM261 222H259V224L258 223H256V227H254V231H259V230H261V229H257V227H258V225H259V227H260V225H261ZM21 223V224H20ZM35 223H36V221H35ZM123 223L125 224V225H123ZM199 223V222H198ZM220 222H218V223H215V224H219ZM247 223V222H246ZM117 224H120L119 226H120V229L121 228H123V231H119L120 232V236H124V237H122L121 239L119 238V239H117V236H119V235H116V238L115 239H110V237H107L108 235H111L112 236V233L113 232H111L113 229V231H115L116 229H118V227L116 228V226H117ZM197 224V225H196ZM211 224H212V222H211ZM210 224V225H211ZM236 225H238V226H240V223H235ZM235 224H232V225H235ZM248 224V223H247ZM254 224H255V222H254ZM145 225H147V226H149L148 228H146L147 226H145ZM207 225V224H206ZM249 225H250V222H249V224L248 225H246V226H248L249 227ZM35 226H36V228H35ZM37 226H38V228H37ZM128 226V225H127ZM126 226V227H127ZM139 226V227H140ZM198 226H200V227H204V226H201V225H198ZM216 226V225H215ZM11 227H12V229H11ZM140 227V228H141ZM143 227V228H144ZM218 227H220L219 225H218ZM222 227H224L225 228V226H222ZM222 227H220L222 230H223V228ZM227 227V226H226ZM236 227V226H235ZM240 227H242V225L240 226ZM264 227V226H263ZM116 228V229H115ZM128 228V227H127ZM228 228H229V226H228ZM247 228V227H246ZM251 228V227H250ZM21 229V230H20ZM126 229V228H125ZM134 229V228H133ZM199 229V227L196 229V230H198ZM205 230V228H200L199 229V232H200V234H202V230ZM227 229V228H226ZM238 229H240V228H238ZM237 229V232L239 231ZM242 229V228H241ZM249 229V228H248ZM131 230V229H130ZM215 230V229H214ZM221 230V231H222ZM230 230V229H229ZM236 230V229H235ZM234 230V231H235ZM243 230H246V229H243ZM251 231H253L252 229H250ZM117 231V230H116ZM147 231V230H146ZM211 231V230H210ZM219 231V230H218ZM249 231V230H248ZM256 231V232H257ZM28 232V233H29ZM47 232V231H46ZM134 232V233H133ZM148 232H149V230H148ZM155 234H154V233ZM196 232V231H195ZM226 232H228V231H226ZM242 232V231H241ZM240 232V233H241ZM245 232V231H244ZM244 232L242 233L243 234V236H244ZM264 232V231H263ZM16 233H14V235L16 234ZM115 233L116 234H119L118 232H114L113 233V236L115 235ZM151 233L150 234H148V233H146V235L148 234L149 236L151 235ZM219 233H220V231H219ZM229 233V232H228ZM246 233V232H245ZM253 233V232H252ZM262 233V232H261ZM17 234V235H18ZM23 234V233H22ZM197 234H198V231H197ZM196 234V236H199V235H197ZM238 234V233H237ZM241 234V235H242ZM249 234H250V231H249ZM254 234H256V233H254ZM20 235H21V233H20ZM31 235V234H30ZM213 235V234H212ZM222 235V234H221ZM246 235V234H245ZM253 235V234H252ZM258 235H259V233H258ZM257 234H256V236H258ZM263 235V234H262ZM262 235L260 236L261 238H263L262 237ZM36 236H38V235H36ZM112 236V237H113ZM119 236V237H120ZM149 236H146L147 238L149 237ZM201 236V235H200ZM200 236H199V238H197V237H194V238H196V239H200V242H204L205 240H206V238L205 237H202V239L200 238ZM202 236H204V234H202ZM207 236H208V234H207ZM216 236V235H215ZM227 236V235H226ZM247 236V235H246ZM245 236V237H246ZM255 236V237H256ZM115 237V236H114ZM128 239H127V238ZM146 237H144V238H146ZM210 237H211V235H210ZM229 237V236H228ZM244 237V238H245ZM250 237H251V235H250ZM253 238H254V235L252 236ZM32 238H34V237H32ZM203 238L205 239V240H203ZM208 238V237H207ZM215 238H217V237H215ZM249 238V237H248ZM210 239V238H209ZM218 239V238H217ZM224 239V238H223ZM250 239V238H249ZM252 239V238H251ZM256 239V238H255ZM258 239V238H257ZM9 240H11V239H9ZM8 240V241H9ZM30 240V239H29ZM35 240V239H34ZM33 240V241H34ZM202 240V241H201ZM260 240V239H259ZM1 241V240H0ZM197 241V240H196ZM199 241V240H198ZM218 241V240H217ZM216 241V242H217ZM227 241V240H226ZM245 241V240H244ZM258 241V240H257ZM255 242L254 241V243H257V246H258V243H260V241L259 242ZM37 242V241H36ZM35 242V243H36ZM148 242V241H147ZM152 242V241H151ZM19 243V244H18ZM34 243V242H33ZM32 243V244H33ZM33 244V245H35L34 247H35V249H37L36 248V245L38 244ZM103 243H105L104 245H103ZM137 243V242H136ZM140 243H141V241H140ZM140 243H137V244H140ZM143 243V242H142ZM149 243V242H148ZM205 243V242H204ZM253 243V244H254ZM83 244V243H82ZM85 245L87 244V242L86 243H84ZM83 244V245H84ZM93 244V243H92ZM253 244H251L252 246H253ZM261 244V243H260ZM264 244V243H263ZM9 245V244H8ZM11 245H13V244H11ZM31 245V244H30ZM29 245V246H30ZM40 244H38V246H39ZM103 245V246H102ZM144 244H142L141 246H143ZM151 245H153V244H151ZM153 245V246H154ZM255 245V244H254ZM32 246V245H31ZM30 246V247H31ZM94 246H96V244L94 245ZM102 246V247H101ZM139 246V245H138ZM140 246V247H141ZM148 246H150V245H148ZM220 246H222V245H220ZM219 246V248H220V250L222 249L221 247ZM229 246V245H228ZM227 246V247H228ZM8 247H10V246H8ZM33 247V246H32ZM47 247V246H46ZM64 247V246H63ZM63 247H61V248H63ZM105 247V248H106ZM109 247V248H108ZM168 247V248H167ZM190 247H191V245H190ZM190 247H189V250H190ZM203 247V246H202ZM205 247V246H204ZM65 249L64 250H66V249H68L67 247H64ZM78 248H80V247H78ZM137 248V250H138V247H136ZM159 248L160 247H158V248H156V249H158L159 250ZM194 248V247H193ZM218 248V249H219ZM226 248V247H225ZM229 248H230V246H229ZM256 248V247H255ZM262 248V247H261ZM34 249V248H33ZM35 249H34V252H35ZM40 249V248H39ZM46 249H49V248H46ZM52 249V248H51ZM71 249V248H70ZM109 249V250H108ZM147 249V248H146ZM151 249V248H150ZM155 249V248H154ZM163 248H161V250H162ZM196 249V248H195ZM26 250V249H25ZM28 250V249H27ZM69 250V249H68ZM72 250H74V249H72ZM79 251H80V255L82 256L83 254H81V251L82 250H80V249H78ZM108 250V251H107ZM110 250V251H111ZM117 250V251H118ZM143 250H144V253H143ZM156 251V252H159V251ZM160 250V252L161 253H163L164 252V250L163 251H161ZM207 250V249H206ZM225 250V249H224ZM263 250V249H262ZM10 251H12V250H10ZM42 251V250H41ZM40 251V252H41ZM45 251V250H44ZM67 251V250H66ZM100 251H102V250H100ZM109 251V252H110ZM152 251V250H151ZM172 251V250H171ZM172 251V252H173ZM196 251V250H195ZM201 251V250H200ZM204 251V250H203ZM210 251H212V250H210ZM252 251V250H251ZM261 251V250H260ZM15 251H13V253H14ZM32 252V251H31ZM31 252H29V253H31ZM39 252V253H40ZM53 252V251H52ZM52 252H50L51 253V255H52ZM74 252H75V250H74ZM74 252L71 254L70 252L68 253V254H71V256L74 254ZM106 252H105V254H106ZM126 252V251H125ZM159 252V253H160ZM172 252H168V253H171L172 254ZM192 252V251H191ZM216 252V251H215ZM258 252V251H257ZM12 253V254H13ZM101 253V252H100ZM117 254H118V252H116ZM127 253V254H128ZM148 254H150V252L148 251L147 252ZM146 253V254H147ZM174 253V254H175ZM204 253V252H203ZM206 253V252H205ZM207 253H208V250H207ZM212 253L213 252H210V254L212 255ZM224 253H225V251H224ZM262 253V252H261ZM41 254V253H40ZM40 254H39V256H40ZM44 254V253H43ZM55 254H57V252L55 253ZM76 254V253H75ZM74 254V255H75ZM78 254V253H77ZM95 254V253H94ZM104 254V253H103ZM109 254V253H108ZM107 254V255H108ZM122 254L124 255V252L122 251ZM158 254V253H157ZM197 253H195V256H197L196 255ZM199 254H200V252H199ZM226 254H227V252H226ZM17 256L19 255L20 256V254H19V252L16 254ZM25 255H27L26 254V252H25ZM45 255V254H44ZM54 255V254H53ZM107 255H106V257H107ZM110 256L112 255L113 256V254H112V252L109 254ZM108 255V256H109ZM129 255H131V254H129ZM134 255V254H133ZM132 255V256H133ZM165 255H166V253H165ZM191 255V254H190ZM210 255V257H212ZM214 255V254H213ZM252 255V254H251ZM258 255H260V254H258ZM258 255H256V256H258ZM263 255V254H262ZM14 256V255H13ZM19 256L17 257L18 259H19ZM28 256V255H27ZM33 256V255H32ZM56 256V255H55ZM78 256H79V254H78ZM105 256V255H104ZM104 256H103V259H104ZM120 256V255H119ZM194 256V255H193ZM222 256V255H221ZM227 258H225V256H223V258L224 259H226V260H228L230 263L232 262V263H234V261L236 260V258H235V260L233 261L231 258L233 257V256H231V258H229V254H227ZM243 256V255H242ZM241 256V257H242ZM16 256H14V259H16L15 258ZM43 257V256H42ZM45 257V256H44ZM72 257H74V256H72ZM76 257V256H75ZM147 257H149V256H147ZM260 257H261V255H260ZM260 257H258V258H260ZM46 258V257H45ZM97 259V258H95V257H93L92 256V258L91 259H88L89 261L90 260H92V259ZM112 258V257H111ZM113 258H114V256H113ZM112 258V259H113ZM126 258H128V257H126ZM125 258V259H126ZM145 258V257H144ZM191 258H192V256H191ZM213 260L216 262V260H217V258H216V260H215V256H213ZM222 258V259H223ZM246 258H247V256H246ZM262 258V257H261ZM260 258V259H261ZM20 259H22V258H20ZM93 259V261H95ZM99 259V258H98ZM97 259V260H98ZM106 260H108L107 258H105ZM104 259V260H105ZM120 259V258H119ZM129 259V258H128ZM131 259V258H130ZM147 259V258H146ZM223 259V260H224ZM233 259H234V257H233ZM245 259V256L243 257V260ZM25 260V259H24ZM80 260V259H79ZM102 260V258L100 259V260H98L97 261V263L98 264H101L103 261H101ZM109 260L112 262V260L109 258ZM108 260V261H109ZM118 260V259H117ZM124 260V259H123ZM133 260V259H132ZM219 260V259H218ZM226 260H225V262H226ZM248 260V259H247ZM249 260H253V258L252 259H249ZM255 260V259H254ZM253 260V261H254ZM263 261H264V257H263V259H262ZM261 260V261H262ZM19 261V260H18ZM23 261V260H22ZM84 261H85V259H84ZM83 261V262H84ZM93 261L92 262H87V263H93ZM101 261V262H100ZM118 261H120V260H118ZM133 261H135V260H133ZM133 261H130L131 262V264H132V262ZM137 261V260H136ZM135 261V262H136ZM144 261H146V260H144L143 259V262ZM189 261H190V259H189ZM193 261V260H192ZM192 261H190V262H192ZM245 261V260H244ZM16 262V261H15ZM21 262V261H20ZM106 261H104L103 263L104 264H106L105 263ZM114 262V261H113ZM124 261H122L121 263H123ZM128 262H129V260H128ZM128 262H124V264H126V263H128ZM139 262V260L137 261V263ZM142 262V261H141ZM211 262V261H210ZM222 262H224V261H222ZM239 262V261H238ZM241 262V261H240ZM240 262H239V264H240ZM17 263V262H16ZM24 263V262H23ZM95 263H96V261H95ZM196 263V262H195ZM219 263V262H218ZM237 263V262H236ZM242 264H243V262H241ZM249 263V262H248ZM263 264H264V262H262ZM19 264V263H18ZM22 264V263H21ZM94 264V263H93ZM108 264H111L110 262H108ZM120 264V263H119ZM129 264V263H128ZM133 264H135L134 262H133ZM140 264H142V263H140ZM212 264H215V263H213V261H212ZM221 264V263H220ZM225 264H227V262L225 263ZM235 264V263H234ZM238 264V263H237ZM253 264V263H252ZM256 264H258V263H256Z\"/></svg>","mask_w":264,"mask_h":264}]
</instances>
